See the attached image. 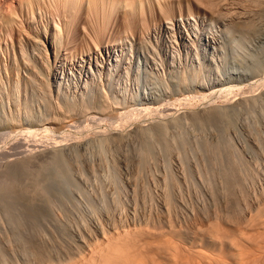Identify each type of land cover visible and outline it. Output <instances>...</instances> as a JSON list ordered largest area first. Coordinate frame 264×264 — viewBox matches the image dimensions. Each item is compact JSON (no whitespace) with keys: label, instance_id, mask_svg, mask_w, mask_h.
<instances>
[{"label":"rangeland","instance_id":"obj_1","mask_svg":"<svg viewBox=\"0 0 264 264\" xmlns=\"http://www.w3.org/2000/svg\"><path fill=\"white\" fill-rule=\"evenodd\" d=\"M191 23H194V21H190ZM208 23H209V26L210 27H212V28H215L214 27V25H216V24H214V23H212V24H214V25H210V21H209V19L207 20V19H205V21H204V25H203V23H197V25L196 26H193L194 24H190L191 26H189V27H196L195 29L198 31V33L200 32L201 33V30H206L207 31V25H208ZM206 24V25H205ZM201 28H199V27ZM203 26H205V27H203ZM188 27V28H189ZM203 27V28H202ZM209 28V27H208ZM217 28H219V27H217ZM217 28H215L214 29V33L215 32H217L216 34H218L216 37L218 38H220L221 39V37H222V35L220 36L219 34H221L220 33V31H219V29H217ZM200 31H199V30ZM209 30V29H208ZM216 30V31H215ZM219 31V32H218ZM199 33V34H200ZM1 38H3V40H1V38H0V46H1V48H0V70L1 71H3V72H0V78L2 79V81H4V79H5V81L4 82H1L0 81V85L2 86H0V88H2V89H0V95L2 94V96H0V133H3L2 135H0V143H2V144H0V169H2V170H4L3 171V173H7L8 171H9V166L10 165H8L7 166V163H20V162H23L25 159H26V162H29L30 163V167H31V165H32V163L31 162H33L34 164H36V165H32V169H31V171H33L32 173H39L38 175H40L41 173H43L42 172V170L43 171H45L41 176H39L38 177V175L36 174L35 176H34V174H32L30 177H29V179H28V177H24L23 178V175L21 176V178H22V180L20 181V180H18V182L20 183V185H22V183H23V185H25V187L22 185V187H24V188H26L27 187V189H29V193H28V195H27V197L31 194V193H33V192H31L30 191V189L31 190H33V189H35V188H31V186L30 185H32V184H30V182L31 183H37L36 185H35V187L38 185V183H40V185H41V187H43V188H41L40 187V185H38V187L39 188H41V192H40V194H42V193H44V194H42V195H40L39 194V191H40V189L38 188V187H36V188H38L39 190H38V192H37V190H34V193L33 194H35L36 195V193H35V191L38 193L37 195H38V197H37V195L35 196V198H36V200L37 201H35V199H34V201H30V198H32V197H28L29 198V201H30V203H29V201H28V203L26 202V203H22V202H24V201H21L20 202V200H16L15 198H13V197H11L10 198V201L11 202H9V199H8V202L7 201H4V202H2V199H3V197H2V199H1V196H0V256L3 258V259H5V260H3L2 258H1V260H3V262H6L5 264H12V262H13V264H42L43 262V264H49V256H51L52 255V257H55L56 256V254H58V256L56 257V258H59L62 254L64 255V252H65V255H64V258H65V256L67 255V256H69L70 254H76V253H78V250L80 249L79 247H81V246H83V244H85L86 243V241H85V237H87V236H91V237H93L92 239H93V241H94V239H96V238H100V239H103V238H106V237H104L105 235L104 234H102V233H104V230L105 231H107L108 232V234H109V232L111 233V236H113V234H112V232L114 233V235L115 236H113L114 237V239L116 238H118L119 240H122L123 239V237H124V239H125V241L129 244L128 246L126 245H124V249H125V247H127V249H125L126 250V252H125V255H127L124 259H125V264H155V263H161V264H181V263H188L189 262V264H197V263H195V260L197 259V262H200V261H198V258H200L201 259V255H199L198 254V256H197V258H194V256H196L197 254L196 253H200V252H202L203 250H200V249H198V245L200 244L201 245V243H202V241H207L208 240V237H209V234H211V232L210 231H214V234L216 233V234H218V235H220V236H223V242H224V245H221V242H222V238L219 236L218 237V235H216V237H218V239L216 238V243H214V244H216V246L214 245V248H208L207 250H209V251H207L206 249V251H207V253L205 254V252L203 253H200V254H205V255H211L212 257L214 256V258L216 259V258H218V256H221L222 258H218V259H223V256L225 255L226 257H224V258H226L227 260H228V262L229 263H231V264H264V243H262V242H264V224H263V217H264V213H262V212H264V154H263V150L262 149H264V148H262V146L264 147V144L262 145V144H260L261 145V147H256L258 144H259V139H261L260 140V143H261V141H262V143L264 142V130H263V128H264V120L263 119H261V121L263 120V122H262V124H261V122H259L258 123V120H259V117H260V115L258 116V114L259 113H261L260 112V108L262 107H259V103H260V105L262 104V105H264V90H263V88H261V89H258V90H256V92L254 91V92H252L251 94H255V93H257L256 95H258V96H262V97H260V99H259V101H258V106H257V108L259 107V113L257 114L256 112H258V111H256L255 113H254V115L252 114V116H257L256 118H254V117H252V119L253 120H255V122L254 123H256V121H257V123H256V125H254L253 127H254V129L255 128H257V129H255L256 131H254V129L253 130H251V126L253 125L252 123H253V120H249L250 122H248V119L246 118V119H244V120H247V122L246 121H244L243 119L241 120V118L243 117V116H246V114H245V112L243 111V109H240L241 110V112L243 111V113H241V115L242 114H245V115H243L241 118L238 116V119L236 120V123L238 122V121H242L244 124L245 123H247V124H249V125H244V128H249V131L251 130L252 132L254 131V134L251 132L250 134L251 135H249V132H246L248 129H244L241 125H242V123L240 122H238V126L236 127V129H231V131H229V136H230V138L231 137H233V138H231L232 140H234L233 141V143H234V145H238V148H237V146H236V148H237V150L239 149V152H240V150H241V152H242V150H243V152L241 153L242 155L243 154H245V153H247V154H245V156L243 155V159H245V161L246 160H248L246 163H248L247 165H246V163H245V168H242V170H239L238 172H236V173H233V178H234V180H237V181H235V186H234V190H236V191H234L233 190V192H232V194L233 195H231V193H230V195L232 196H230L229 194V196L227 195V190L226 189H224V191H223V188H225V186H224V183H225V181L223 182V181H221V180H225V177L222 175L223 173L219 170V169H215L214 168V171H215V174L212 172V170H213V168H210V167H208L207 166V162L209 163V160H210V157H208L209 155H205L204 154V150L202 151V153L200 154V150H199V148L200 149H202L201 147H198V146H200V145H197V144H200L199 142H201L202 143V141L203 142H205L208 138V140H210V139H212L211 141L213 142V139H214V141L218 138V135H216L215 133L217 132V130H219L218 128H217V126H216V128L215 129H217L216 131H215V129H214V127H212L211 125L209 126V127H212L214 130H212V128H209V127H205L204 126V128L202 127L203 125L202 124H200V126L199 125H197V126H194L193 127V124L194 123H191L190 121H185V125H181V130L182 131H180L177 127H167L168 129H169V134H167L166 135V137H165V139H164V142H166V141H169L168 139H173V138H175V140H176V136L174 135V134H178V136H177V139L178 140H180L181 141V143H183V144H185V145H183V144H180V145H182V146H180L179 145V147L180 148H182L181 149V151L182 152H180V150H178L177 151V153L175 154V151L177 150V149H179L178 148V144L176 143V142H179L180 143V141H176L175 142V144H176V147H177V149H173V148H176L175 147V145H174V143H172V142H174L175 140H173L172 142H171V140L169 141L171 144H173V147L169 150L170 152L172 151L173 152V155H177L178 153H179V156H182L183 155V153H184V156H183V158H186V160L184 159V161H188V163L190 164V161H189V159H188V157H186V156H190L191 157V159L196 155V157H195V159L198 157V161H196V160H194V159H192L191 160V163L192 164H190V166H187V167H190V171L192 172H188V170L187 171H185V173L187 174L186 175V177H188L189 175H191L190 176V178L188 179V178H182V177H184L183 175H184V173H182V172H184L183 170H184V167H183V169L182 168H180L181 166H182V164L181 163H179V161H177L178 160V155H177V157L176 156H173V155H171V153H170V156H169V154H168V151L167 150H164L166 147V145H165V143L164 142H161L162 141V139L160 140V138L158 139L157 138V135L155 134V132H151V134H152V138H153V136H154V139H151V136H150V139H151V141H150V139H149V137L147 138V136L145 137V135H141V134H139V133H136L137 135L139 134L140 135V137L142 136V138L141 139H143V138H147V139H144V141H141V139H140V137L139 138H137L138 136L136 135L135 136V134L133 135L132 133L133 132H135V131H137L138 130V128L139 127H141L140 126V123H141V125H142V127H143V125H145L146 127L147 126H149L148 125V123L150 124V121H147V119H149V120H152V119H154L156 116H158V118H157V120L159 121L160 119H161V114H158V115H156L155 113H149V112H147V111H143V112H141V110H135L134 112L133 111H131V114H130V116L129 117H124L123 118V116L120 118L119 117V115L117 116L118 118H116V116L114 117V114L116 115L117 113L115 112V109H116V106L114 107V103H115V101H114V103H112V107H111V112H110V116L109 115H105V116H100L101 114H98L99 112V110H96L97 111V113L96 112H92V111H94V109H91L92 111H89L88 110V113L90 114V116H89V114L87 113V115L85 114V115H82V116H78L77 118H78V120L76 119V117H74V120H73V117L71 118V120H68L69 122L66 124L67 126H68V124H69V127H66V125H64V126H62L63 128H61V127H59V129H60V132H59V129L56 127V125H52V124H45V122L47 123L48 122V119H50V118H52V114H53V112H52V114L50 115V114H48V113H51L50 112V110L47 108L48 106L46 105L47 104V102H48V97L47 96H45V93L43 92V90H39V89H37L38 87H36V86H34V90L30 87V89L31 90H33V91H30L29 90V88H26L24 85H26V82L27 81H30V80H27L29 77H28V75L30 76V78L32 77V76H34L35 75V79L36 80H39V81H41V80H43V76L40 74V72L38 73V71H39V68H37V66H36V62H35V56L33 55L34 53H33V51L31 50V49H29V50H27V53H29L28 54V57H32L30 60H28V64L27 65H24L23 67H21L20 66V68H18L19 70H14V74L13 73H11L13 70H7V66H8V64L11 62V60H14L15 59V57H17L18 56V48L16 47V45L15 44H13V42L12 41H10L9 39H8V36L6 37V35L4 36V35H2V33H1ZM157 36H159V35H157ZM156 36V37H157ZM6 38L9 40H6ZM5 39V40H4ZM154 39V41H155V39L156 38H153ZM7 42V44H6V42ZM3 42V43H2ZM160 42H161V40H160ZM13 45H12V44ZM162 43V42H161ZM3 44V45H2ZM9 46L10 48H8V47H6V46ZM80 46H81V44H79ZM78 45V46H79ZM3 46V47H2ZM39 46V45H38ZM162 46H164V47H166L167 45H162ZM217 46H218V44H217ZM216 46V48H215V54L217 53V57H215L214 58V60H215V62L214 61H208L209 62V66H212L213 67V69H214V71L216 70H218L220 73H223L224 72V69L228 66V67H231L232 66V64L233 65H235L236 63H238V62H236L233 58V55L230 53V52H227V51H225V53H224V49L221 51V49H220V52H219V47H217ZM11 47H13V48H11ZM12 49V50H11ZM115 49L117 50V52L118 53H115L114 55H113V52L112 53H104L103 55H102V57H101V55L100 56H98V57H96L95 59L97 60V58H98V60L96 61V60H94V62H92V64L91 65H89V64H86L83 60H85V59H82L81 58V56L80 55H77V57H76V55H73V59L71 58L72 56H69V58L68 57H66V58H63L60 62H59V64H58V73H60L59 75H60V77L61 78H63V82H65V84H67V85H65L64 86V89L65 90H63V89H61L60 91H58V88H56V93L53 91V92H51L52 93V98H50V96H49V98L50 99H53V100H57L58 98L60 99H58L57 100V102H59L60 104H64L65 102L64 101H66L67 102V100L68 101H73V100H75V101H73V102H75L76 104H79L80 102L79 101H81V98H80V92L82 91V89L83 88H81V86L83 87V82H85L86 80H88V79H90V81L92 82L91 84H95L96 86H98L99 87V91H101L100 89L102 88H104L105 89V87H106V89L103 91L102 90V92H100L101 94H106L107 92V95H108V97L110 96V99H112V100H114L115 98H117L118 100H119V98L121 99L122 98V100H126V101H124L125 102V104H129V103H127L128 101H130V102H133L132 101V97H133V94L137 97V98H139V101H140V97L142 98V96H144V95H146L145 97H147V94L149 95V94H151V91H152V89H151V85H150V83L148 82V83H146L145 84V82L148 80L147 78H145L146 76H144V75H146V74H148L146 71H147V69H146V67H144V66H146V64L147 63H151V62H153V57H152V53H147L146 55H142V54H135L136 53V51H134V53L133 52H126L125 51V53H128L127 55H122L121 57V59H120V57L118 56V54L120 55L121 54V47L120 46H118L117 47V45L114 47V51H115ZM218 51H217V50ZM4 50V51H3ZM16 50V51H15ZM160 50H161V48H160ZM172 49L170 48V51L168 52V55L166 54V55H164L163 54V52L161 51L160 52V54L158 55V56H160V57H162V58H167L166 60H168V61H171V59L173 58V56L174 55H177V56H174V57H176V58H174L175 60L176 59H178L177 61L179 62V60L180 59H182V60H184L186 63H188V61L190 60H188V59H186V55H185V53H183V54H180L179 52H177L176 51V53H174L173 52V54H172V51H171ZM2 51V52H1ZM5 51H6V53H5ZM10 51H12L11 53H13L14 54V58L13 59H11L10 57H13V54L12 55H10V57L8 56L9 54H11L10 53ZM14 51V52H13ZM120 51V52H119ZM211 51V50H210ZM217 51V52H216ZM4 52V53H3ZM7 52H8V55H7ZM3 53V54H2ZM33 53V54H32ZM131 53V54H130ZM178 53V54H177ZM226 53H229L230 54V56L229 55H227ZM5 54V55H4ZM16 54V55H15ZM31 54H32V56H31ZM134 54V55H133ZM181 56H180V55ZM220 54H222V55H220ZM227 56H226V55ZM2 55V56H1ZM108 55H109V57H108ZM129 55V56H128ZM137 55H138V57H137ZM157 55V54H156ZM170 55V56H169ZM179 55V56H178ZM183 55V56H182ZM218 55H220V56H218ZM3 56H4V58H3ZM8 56V57H7ZM104 56V57H103ZM108 58H107V57ZM113 56V57H112ZM116 56H118L117 58H116ZM123 56H125V57H123ZM144 56L145 57H147V58H144ZM223 56H225L224 58H223ZM7 57V58H6ZM129 57V59H127V58ZM220 57V58H219ZM80 58H81V60H80ZM103 58V59H102ZM110 58V59H109ZM113 58V59H112ZM114 58H116V60L118 61V62H116L115 61V59ZM123 58H126V59H124V60H122ZM154 58L155 59H157V57L156 56H154ZM222 58V59H221ZM9 59V60H8ZM77 59V60H76ZM105 59V60H104ZM132 59V60H131ZM146 59H148V60H150L149 62H148V60H146ZM221 59V60H220ZM228 59H230L229 61H228ZM4 60H6V61H4ZM67 60V61H66ZM71 60H73V61H71ZM101 60V61H100ZM109 60V62H107ZM120 60L121 61H131V66H130V68L134 71V73L135 72H137V70H139V74H140V76L139 77H143V78H141L142 80L141 81H145L144 83L143 82H141L140 81V85L139 84H134V82L131 80L132 79V76H131V79H130V77H128V78H126L125 77V68L123 67L124 65L126 66V64L124 63V65L122 66L121 65V63H120ZM233 60L235 61V64L233 63ZM9 61V62H8ZM30 61V62H29ZM33 61V62H32ZM64 61H65V65H63V63H64ZM83 61V62H82ZM113 61V62H112ZM144 61L146 62V63H144ZM192 61H193V59L191 60V63H192ZM221 61V62H220ZM35 62V63H34ZM73 62V63H72ZM75 62H77V63H75ZM80 62V63H79ZM96 62V63H95ZM126 62V63H127ZM199 61H195V63L194 64H196V66H198L199 65V63H198ZM208 62H206L207 64H208ZM33 63V64H32ZM105 63H106V65H105ZM115 63V64H114ZM135 63H136V66H135ZM138 63H139V65H138ZM141 63V64H140ZM189 63H190V61H189ZM200 63H203V61L201 62L200 61ZM210 63H212V65L210 64ZM214 63H216V65L214 64ZM219 63V64H218ZM222 63V64H221ZM3 64V65H2ZM33 65V66H31V65ZM61 64V65H60ZM73 64H74V66H73ZM76 64H77V66H76ZM113 64V65H112ZM134 64V65H133ZM198 64V65H197ZM207 64H205V63H203L202 65H207ZM218 64V65H217ZM221 64V65H220ZM225 64V65H224ZM62 65H63V67H62ZM80 65H81V67H80ZM83 65V66H82ZM85 65V66H84ZM110 67H109V66ZM114 65H115V67H114ZM117 65V66H116ZM128 65V64H127ZM138 65V66H137ZM142 65V66H141ZM227 65V66H226ZM2 66H5L4 68L2 67ZM65 66V67H64ZM71 66V67H70ZM107 66L109 67V68H107ZM121 68H120V67ZM133 66V67H132ZM216 66V67H215ZM221 66V67H220ZM2 67V68H1ZM34 67L36 68L34 71H33V69H34ZM69 67V68H68ZM101 67H103V68H101ZM32 68V69H31ZM66 68V69H65ZM94 68V69H93ZM97 68H98V70H97ZM113 70H112V69ZM122 68H124V69H122ZM160 68V69H159ZM215 68H219V69H221V70H219V69H215ZM223 68V69H222ZM6 71H4V70ZM77 69V70H76ZM88 69V70H87ZM92 69V70H91ZM101 69H103V71L101 70ZM116 69V70H115ZM121 69L123 70L122 72H121ZM150 69V68H149ZM158 69H159V73H158ZM22 70V71H21ZM38 70V71H37ZM84 70V71H83ZM95 70V71H94ZM100 70V71H99ZM108 70V71H107ZM117 70H120V71H117ZM222 70H223V72H222ZM19 71V73H20V75L22 76L21 78H23V79H26V78H24V77H27V81L26 80H24L23 82V86L22 87H25L26 89H28V90H26L25 88H24V90L27 92V94L28 93H30V96H29V94L27 95H25L24 93H26L24 90V92H23V96H21V98L22 97H24V98H22V100L24 101V103L23 104H25V102H26V99L28 98V102L26 103L28 106H29V108H32V109H30L31 110V112H32V116L29 118L28 116H27V113H26V111L24 110V109H20L21 111H18L19 110V107H14V105L11 103V102H9L8 100V98H7V94H8V92H10L11 93V88H12V83H14V79H16L15 77H16V75H15V73H17ZM25 71V72H24ZM31 71H33L34 72V74L33 75H31ZM66 71V72H65ZM102 71V72H101ZM109 71H110V73L112 72V74H110L109 73ZM149 71V70H148ZM161 71V72H160ZM215 71V72H216ZM7 72H8V74H7ZM10 72V73H9ZM23 72V73H22ZM37 72V73H36ZM99 74H98V73ZM105 72V73H104ZM116 72H118V73H116ZM141 72V73H140ZM142 72H145V73H142ZM156 73V74H162V73H167V71H166V69H163L162 68V66L160 67V65L158 66V68L156 67V69L153 71V73ZM7 74V76H6V74ZM27 73V74H26ZM76 73H77V75H76ZM115 73V74H114ZM120 73H122V74H120ZM154 73V74H155ZM216 73H218V72H216ZM2 74H5V75H2ZM13 74V75H12ZM69 74V75H68ZM71 74V75H70ZM80 74V75H79ZM109 76H107V75ZM124 74V75H123ZM138 74V75H139ZM144 74V75H143ZM38 75V76H37ZM61 75H63V76H61ZM84 75V76H83ZM95 75V76H94ZM102 75V76H101ZM112 75H113V77H112ZM132 75V74H131ZM149 75V74H148ZM147 75V76H148ZM15 76V77H14ZM41 76H42V79H41ZM76 76V78H74ZM86 76H87V79H86ZM96 76H99V77H96ZM100 76H101V78H100ZM119 76H123V77H120V80H119ZM10 77V80H7L8 78ZM12 77V78H11ZM13 77H14V79H13ZM40 77V78H39ZM71 77H72V79H71ZM81 77H83V78H81ZM114 77H115V79H114ZM74 78V79H73ZM80 78V79H79ZM98 78V79H97ZM99 78H100V80H99ZM105 78L107 79V80H105ZM108 78H113V80H111V79H108ZM116 78L119 80L118 82H119V84H117L116 82L117 81H115L116 80ZM121 78H123V79H121ZM0 79V80H1ZM70 79V80H69ZM78 79V80H77ZM86 79V80H85ZM68 80V81H67ZM103 80V81H102ZM126 80H128L127 82L128 83H131V81L133 82V83H131V85H129L127 82H126ZM9 83H8V82ZM10 81H12V83L10 82ZM26 81V82H25ZM39 81H37L38 83H40ZM80 81V82H79ZM99 81H100V83H99ZM113 81H114V83H113ZM120 81H121V83H120ZM68 82V83H67ZM81 84V86H80V84ZM104 83V84H102V83ZM78 85H77V84ZM99 84V85H98ZM108 84V85H107ZM112 84V85H111ZM127 84V85H126ZM7 85V86H6ZM100 85H102V87L100 86ZM115 85H116V87H115ZM120 87H119V86ZM132 85H133V87H132ZM137 85V86H136ZM9 86V87H8ZM67 86H69L68 88H70V90L69 89H66L67 88ZM71 86V87H70ZM75 86V87H74ZM78 86V87H77ZM112 87V89L114 90V91H112V89H111V87ZM127 86V87H126ZM136 86V87H135ZM147 87L146 89L143 87L142 89H141V87ZM7 88V90H6V88ZM11 87V88H10ZM80 87V88H79ZM137 87H139V88H137ZM10 88V89H9ZM73 88H75V89H73ZM111 90V91H109V89ZM136 88V89H135ZM6 91H5V90ZM36 89V90H35ZM121 89V90H120ZM128 89V90H127ZM141 89V90H140ZM150 89V90H149ZM245 89V90H244ZM63 90V91H62ZM69 90V91H68ZM106 90H107V92H106ZM115 90H116V92H115ZM118 90V91H117ZM119 90H120V92H119ZM136 92H135V91ZM140 90V91H139ZM245 91L246 92V90H247V92L246 93H248V94H246L245 92H243V91ZM241 91L240 90H235L234 91V93H236V94H234V93H232L229 97H228V100L231 102H233V101H238L239 99H240V97L242 98L243 96H246V95H250V89H248V87H244L243 89H242ZM260 90V91H259ZM262 90V91H261ZM3 91V92H2ZM29 91V92H28ZM35 91H37V93L35 92ZM63 93H62V92ZM67 93H66V92ZM76 91H77V93H76ZM123 93H122V92ZM127 91H129L128 93H127ZM133 91H134V93H133ZM41 93V96H40V93ZM58 92V93H57ZM65 92V93H64ZM69 92H70V94H69ZM73 92V93H72ZM109 92H110V94L111 93H113V94H109ZM131 92H132V94H131ZM260 92H262L263 93V95H262V93L260 94ZM9 93V94H10ZM51 93H49L50 95H51ZM61 95H60V94ZM75 93V94H74ZM115 93V94H114ZM118 93H120V94H118ZM127 93V94H126ZM136 93V94H135ZM147 93V94H146ZM237 93H238V95H237ZM242 94V96H240V94ZM4 94H6V95H4ZM33 94H36V95H34V96H32ZM56 94V95H55ZM63 94L65 95L66 94V96H63ZM67 94H69V96L67 95ZM97 92H90L89 93V95H88V97H90V96H96L97 98H100V95L98 94ZM117 94H118V96H117ZM130 94V95H129ZM138 94V95H137ZM139 94H140V96H139ZM246 94V95H245ZM37 95H39V97H40V101H38L39 100V98H38V96ZM43 95V96H42ZM73 95L75 96L74 98H73ZM113 95H115V96H113ZM129 95V96H128ZM142 95V96H141ZM235 95H237L236 97H234ZM27 96V97H26ZM57 96V97H56ZM60 96V97H59ZM62 96V97H61ZM70 97V98H68V97ZM117 96V97H116ZM127 96V97H126ZM5 97V98H4ZM32 97L33 98H35V99H33L32 100ZM37 97V98H36ZM46 97V98H45ZM54 97V98H53ZM65 97L67 98V99H65ZM124 97V98H123ZM129 97V98H128ZM131 97V98H130ZM4 98V102L2 101V99ZM42 98V99H41ZM57 98V99H56ZM126 98H128V99H126ZM218 98H220V97H218ZM218 98H216L215 99V102H216V104L218 105H222L225 101H224V98H220V99H222L221 101H219L220 99H218ZM232 98H236V99H233L232 100ZM262 98V99H261ZM29 99H30V101L32 102V103H30L29 102ZM44 99H46V100H44ZM63 99V100H62ZM76 99H78V100H76ZM80 99V100H79ZM35 100V104H33V101ZM43 100L46 102V103H44L43 102ZM61 100H62V102H61ZM261 100H263V103H262V101ZM6 101V102H5ZM190 101V100H189ZM10 103L9 105H8V103ZM188 101H186L185 103H187ZM191 102V103H190ZM190 102H188V103H190L192 106L195 104V106H198L200 103H202V102H200L199 100H191ZM198 102H200V103H198ZM2 103V104H1ZM5 103H7V105L6 106H4L5 105ZM29 103V104H28ZM38 103V104H37ZM40 103V104H39ZM178 102H176V104H177ZM4 104V105H3ZM33 104V105H32ZM42 104H45L47 107V109L45 108V105H42ZM132 104V103H131ZM189 104V105H190ZM2 105V106H1ZM33 107H32V106ZM35 105V106H34ZM38 105V106H37ZM41 105V106H40ZM117 105V107H118V104H116ZM200 105H202V104H200ZM3 106H4V108H3ZM9 106H12V108L11 107H9ZM146 107L148 106V105H145ZM156 106V105H155ZM203 106V105H202ZM201 106V107H202ZM136 107H138V106H134L133 108H136ZM3 108V109H2ZM8 108V109H7ZM16 108V109H15ZM21 108V107H20ZM115 108V109H114ZM131 108L132 107H130V109L129 110H131ZM132 108V109H133ZM178 108V107H177ZM44 109V110H43ZM46 109V110H45ZM8 110H12V111H9L8 112ZM15 110H17V111H15ZM34 110V111H33ZM48 110V111H47ZM109 110V111H110ZM127 110V109H126ZM22 111H23V113H22ZM25 111V112H24ZM47 112V113H45V112ZM114 112V114H113V112ZM120 111V110H119ZM137 111H139V112H137ZM5 112V113H4ZM16 112H18V113H20V114H22V116L20 115V114H16ZM33 112H35V113H33ZM133 112V113H132ZM141 112V113H140ZM184 112V109L182 110V112H180V113H183ZM238 112H240V111H238ZM7 113H9L8 115H5V114H7ZM12 113H14V114H12ZM25 113V114H24ZM40 113V114H39ZM43 113V114H42ZM92 113V114H91ZM111 113H112V115H113V117H112V115H111ZM147 113H148V115H147ZM37 114H39V115H37ZM42 114V115H41ZM49 116L48 117V119H47V115ZM93 114H94V117H92L93 116ZM133 114H134V116H133ZM140 114V115H139ZM146 114V115H145ZM262 115H264V111H262V113H261ZM11 115H13V116H15L16 118H18V121L21 123L20 125V127H13L12 128V124H9L10 122L8 121V120H10V118H11ZM20 115V116H19ZM23 115L25 116V117H23ZM41 115V116H40ZM44 115H46V118H45V116ZM97 117H99V118H96V116ZM99 115V116H98ZM136 115V116H135ZM144 115L146 116V120H145V117H144ZM152 115H154V117H152ZM161 115V116H160ZM240 115V114H239ZM261 115V117L262 118H264V116H262ZM5 116H6V118H5ZM19 116V117H18ZM34 116V117H33ZM44 116V117H43ZM84 116V117H83ZM86 116V117H85ZM150 116L152 117V118H150ZM10 117V118H9ZM20 117H21V119H20ZM23 117V118H22ZM41 117V118H40ZM90 117V118H89ZM102 117H104L105 119H103ZM134 117V118H133ZM140 117V118H139ZM176 117H178L177 115H176ZM26 118H28L27 120H26ZM84 118V119H83ZM87 118V119H86ZM89 118V119H88ZM95 119V120H93V119ZM114 120H113V119ZM121 120H120V119ZM123 118V119H122ZM127 118H130V119H128L127 121H125V119H127ZM137 118V119H136ZM244 118V117H243ZM20 119V120H19ZM32 119V121H29V120H31ZM46 121H45V120ZM112 119V120H111ZM136 119V120H135ZM156 119V118H155ZM155 119H154V121H155ZM249 119H250V117H249ZM258 119V120H257ZM38 120H39V122H38ZM42 120V121H41ZM72 120H73V122H72ZM84 120H85V123H84ZM156 120V121H157ZM37 123H35V122ZM43 121H45V122H43ZM78 121V122H77ZM96 121V122H95ZM99 121V122H98ZM134 121V122H133ZM6 122H8V124L11 126H9V125H7V123ZM25 124H29L28 126L27 125H25V126H23L24 125V123ZM29 122V123H28ZM77 122V123H76ZM91 122H92V124H91ZM129 122V123H128ZM152 122H153V120H152ZM34 123H35V125H34ZM45 125H44V124ZM71 123V124H70ZM143 123V124H142ZM145 123V124H144ZM187 123H190V124H192V127L190 126L189 127V124H187ZM23 124V125H22ZM32 124H33V127L34 128H32L31 126H32ZM40 124H42V125H40ZM115 124H116V126H115ZM186 124H187V126H186ZM257 124H259L260 126H261V128L259 129V125H257ZM3 125H4V127H3ZM7 125V126H6ZM71 125V126H70ZM72 125H73V127H72ZM78 125V126H77ZM119 125V126H118ZM196 125V124H195ZM239 125H240V127H239ZM251 125V126H250ZM26 126L28 127V128H32L33 130L34 129H40L39 130V132H37V133H39V134H35V135H33V137H31V135H30V137H29V135L28 134H26V133H22V132H19L18 130H19V128H22V129H28V128H26ZM36 126V127H35ZM38 126H39V128H38ZM48 127L49 126V129H48V131H50L51 132V129H52V133L51 134H48L47 132H43L44 130H45V127ZM52 126V127H51ZM122 126H124V127H121ZM138 126V127H137ZM144 126V127H145ZM182 126H185V128L184 129H182L183 127ZM256 126V127H255ZM8 127H10L11 129H12V132H10L11 130H10V128H8ZM51 127V128H50ZM56 128V130H58V131H56V130H54L53 128ZM74 127L75 128H77V129H74ZM119 127V129L121 128L122 130H124L125 129V135L128 137V139H127V137L125 136V140L123 139H121L122 141H120V139H118V140H116V136L114 135V138H115V141L116 142H118V143H116L114 140L113 141H110V140H112V139H114L113 138V134H115V133H112V132H115L114 131V129H116V128H118ZM180 127V126H179ZM189 127V128H188ZM197 127V128H196ZM200 127V128H199ZM239 127V128H238ZM263 127V128H262ZM2 128L5 130V129H7L8 128V130H5V132H7V133H9V134H5V132H4V130H2ZM16 128H18V129H16ZM42 128V129H41ZM64 128H65V130H64ZM68 128V129H67ZM73 128V129H72ZM172 129V131H174V134H173V132L171 131L170 132V130ZM207 128V129H206ZM44 129V130H43ZM135 130V129H137V130H135V131H133V130ZM173 129H175V130H173ZM203 129H205V130H203ZM240 129H242L241 130V132H244L245 130V133H243V134H246V135H244L243 136V134L239 131V133L238 134H242L241 135V137L242 138H240V140H239V136H235L236 134H237V132L235 131V133L233 132V130H240ZM259 129V130H258ZM263 131H262V130ZM14 130H16V131H18L19 132V134H17L16 132H15V134H14ZM43 130V131H42ZM103 130V131H102ZM132 131V133L130 134L129 133V131ZM258 130V131H257ZM55 131V132H54ZM77 131V132H76ZM82 131V132H81ZM130 131V132H131ZM175 131H179V132H175ZM214 133H213V132ZM260 131H262V133L260 132ZM41 132V133H40ZM66 134H65V133ZM127 132H128V134H127ZM166 132H167V130H166ZM167 132V133H168ZM232 132V133H231ZM257 132H258V134H257ZM259 132L261 133L260 135H259ZM13 133V134H12ZM44 133H45V135H44ZM62 133V134H61ZM64 133V134H63ZM102 133V134H101ZM181 133H183V134H181ZM212 133H213V135H212ZM22 134V135H21ZM54 134V135H53ZM61 134V135H60ZM70 134V135H69ZM106 134V135H105ZM154 134V135H153ZM173 134V135H172ZM181 134V135H180ZM256 134V136L258 135V136H260V137H262V138H255V137H250V136H254ZM6 135H8V136H6ZM13 135H15V137L13 136ZM21 135V136H20ZM24 135H27V137H26V140H25V137H24ZM53 135V136H52ZM58 135H60V136H58ZM66 135H68L67 137H66ZM72 135V136H71ZM104 135V136H103ZM112 135V136H111ZM131 135H133V136H131ZM169 135V136H168ZM183 135V136H182ZM184 135H186V136H184ZM233 135V136H232ZM262 135V136H261ZM4 136V137H3ZM19 136L20 137H22V138H19ZM41 136V137H40ZM45 138H44V137ZM47 136V137H46ZM54 136H56V137H54ZM58 136V137H57ZM61 136H65V138L67 139V140H65L64 142H61L60 143V145H62V146H59L61 149H64V147H65V144H66V147H65V149L64 150H61V154L62 153H64V154H62L63 155V157L64 158H66V159H64L63 157H62V155H61V162H59V161H57V162H55V160H56V158H54L55 157V155L53 154L54 153V145H56L55 143H56V141H61L62 139H63V137H61ZM71 136V137H70ZM103 136V137H102ZM130 136L132 137V138H130ZM149 136V135H148ZM175 136V137H174ZM248 136V137H247ZM6 137H8L7 139H4V138H6ZM9 137H10V139H9ZM13 139H12V138ZM39 137V138H38ZM51 137H53V138H51ZM108 137H110V138H108ZM135 137V138H134ZM167 137H169V138H167ZM181 137V138H180ZM183 137V138H182ZM199 137V138H198ZM215 137H216V139H215ZM238 137V138H237ZM247 137V138H246ZM17 138V139H16ZM61 138V139H60ZM77 138H79L78 140H76ZM100 138V139H99ZM203 139V140H200V139ZM206 138V139H205ZM250 138H252V139H255V140H258V142H256V141H254V142H256L255 143V145L254 146H252L254 143H252L251 141H250ZM16 139V140H15ZM23 140V142H22V140ZM34 139V141H32ZM37 139V140H36ZM53 140V141H51V140ZM60 139V140H59ZM72 139V140H71ZM104 139V140H103ZM193 139V140H192ZM198 139H199V141H198ZM241 139H242V141H241ZM246 139L248 140V142H249V144H247L248 142L246 141ZM263 139V140H262ZM4 140V141H3ZM12 140V141H11ZM39 140V141H38ZM54 140H55V143H54ZM109 140V141H108ZM148 140V142H146V141ZM160 140V141H159ZM182 140H185L184 142H182ZM238 140L239 141H241V142H238ZM243 140H244V142H246V143H244L243 142ZM3 141V142H2ZM9 141V142H8ZM15 141V142H14ZM17 141H18V143H17ZM48 141H50V142H48ZM71 141V142H70ZM106 141L108 142V143H106ZM149 141H150V143H149ZM198 143H197V142ZM211 141H209V142H211ZM235 141H236V144H235ZM8 142V143H7ZM13 142V143H12ZM22 142V143H21ZM26 142V143H25ZM42 142V143H41ZM44 142H45V144H44ZM51 142L54 144H51ZM68 142H70V143H68ZM110 142H112V144L110 143ZM121 142V143H120ZM186 142L188 143V144H186ZM208 142V141H207ZM12 143V144H11ZM23 145V144H25L24 146H22L21 144ZM33 143V144H32ZM63 143V144H62ZM114 143H116V144H114ZM161 143V144H160ZM241 145H240V144ZM258 143V144H257ZM11 144V145H10ZM16 146H15V145ZM20 144V145H19ZM31 144V145H30ZM38 144V145H37ZM53 145V146H51V145ZM118 144V145H117ZM165 146H164V145ZM251 144V145H250ZM17 145H18V147H17ZM47 145H49V146H47ZM64 145V146H63ZM108 145V146H107ZM115 145V146H114ZM141 145V146H140ZM151 145V146H150ZM160 145V146H159ZM191 145V146H190ZM246 145H248V146H246ZM260 145H258V146H260ZM7 146V147H6ZM51 146V147H50ZM75 146V147H74ZM110 146H112V147H110ZM186 146V147H185ZM239 146H241V147H239ZM244 146H245V148H247L248 149V147H250V152H249V149H248V151L246 152L245 151V149H244ZM16 147V148H15ZM21 147V148H20ZM45 147V148H44ZM198 147V148H197ZM252 147H255V148H252ZM25 148L26 149H28L27 151L29 152H27L26 150H25ZM29 148L31 149V148H33L32 149V151L31 152H35L36 151V153H31L30 151H29ZM46 148H48V149H46ZM140 148V149H139ZM185 148V149H184ZM193 148V149H192ZM243 148V149H242ZM12 149V150H11ZM15 151H14V150ZM18 149V150H17ZM22 149H24L25 151H26V153L24 152V151H22L21 152V150ZM37 149V150H36ZM38 149H40L41 150V152L38 150ZM49 149H50V151H49ZM53 149V150H52ZM67 149V150H66ZM143 149H144V151H143ZM151 149V150H150ZM163 149V150H162ZM253 150V152H252V150ZM258 149H260L261 151H263V152H261V151H258L259 153L261 152V154L259 155L258 154V152L256 151V150ZM50 152V153H52L53 154V158H51L52 157V154H50V153H48V151ZM141 150V151H140ZM186 150V151H185ZM198 150V151H197ZM2 151V152H1ZM5 151H6V154H5ZM9 151V152H8ZM12 151V152H11ZM42 151H44L45 153H46V156H48V157H46L45 155H43V154H45L44 152H42ZM70 151H71V153H70ZM126 151V152H125ZM139 151V152H138ZM145 151L146 152H148V154H149V156L148 155H143V156H147V160L146 159H144V158H141V157H143V156H140V155H142L141 153H144L145 154ZM164 151H167V153L166 152H164ZM244 151H245V153H244ZM254 151H256V153L258 154L257 156H256V153L254 152ZM75 152V153H74ZM105 152V153H104ZM138 152V153H137ZM188 153V155H185V154H187ZM249 152V153H248ZM8 153V154H7ZM17 153V154H16ZM20 153V155H18ZM28 153V154H27ZM41 153H43L42 155H41ZM49 155H48V154ZM80 153V154H79ZM166 153V154H165ZM182 153V155H180ZM197 153V154H196ZM253 153H255V155L253 154ZM14 154V155H13ZM21 154H23V155H21ZM29 154L31 155V156H29ZM34 154L36 155V154H38V155H36V157L34 156ZM40 154V155H39ZM68 154V155H67ZM72 154V155H71ZM127 154V155H126ZM147 154V153H146ZM151 154V155H150ZM167 154H168V156H167ZM194 154V155H193ZM199 154V155H198ZM203 154L205 155V158H203L204 156H203ZM252 154L254 155V157L252 156ZM263 154V155H262ZM3 155V156H2ZM6 155V156H5ZM13 155V156H12ZM33 155V156H32ZM51 155V156H50ZM125 155L127 156L126 158H129V159H125L124 157H125ZM156 155V156H155ZM166 155V156H165ZM198 155V156H197ZM249 155H250V157H249ZM21 156H23V158L21 157ZM26 156H27V158H26ZM43 156V157H42ZM139 156H140V158H139ZM193 156V157H192ZM200 156H202V157H200ZM259 156H261L260 158H259ZM5 157V158H4ZM10 159H9V158ZM18 157H20V159L18 160ZM28 157L29 158H32V157H35V158H37V157H39V159L37 158V161L39 162V163H35V159L33 158V161H31V159H29L30 161H28ZM42 157V158H41ZM72 157H73V159H72ZM75 157V158H74ZM113 157V158H112ZM134 157L135 158H137L136 159V161L134 160ZM167 157H170V159L169 158H167ZM173 157V158H172ZM175 157H176V160H174L175 159ZM189 157V158H190ZM245 157V158H244ZM258 157V158H257ZM11 158H12V160H11ZM14 158V159H13ZM15 158H16V160H15ZM45 158H47L46 160H45ZM71 158V159H70ZM149 158V159H148ZM166 158V159H165ZM173 160H172V159ZM201 158H203L205 161H207L206 163H205V161L204 160H202V161H200L201 160ZM208 158V160H206ZM247 158V159H246ZM253 158V159H252ZM40 159H42V160H40ZM81 159V160H80ZM83 159V160H82ZM123 159H124V161H123ZM142 159H144L143 161H141ZM258 161V162H256V160ZM258 159H260L261 161H259ZM8 160H10V161H8ZM21 160H23V161H21ZM169 161V162H167V161ZM194 160V161H193ZM255 160V161H254ZM8 161V162H7ZM13 161V162H12ZM43 163H42V162ZM54 161V162H53ZM126 161V162H125ZM132 161V162H131ZM137 161H138V163H137ZM145 162V163H143L142 165H141V163L140 162ZM176 162L175 164L174 163H172V162ZM244 161V160H243ZM244 161V162H245ZM252 161H254V162H252ZM48 162H51V163H48ZM146 162H149V163H146ZM167 163V164H170L171 163V166H166L165 165V163ZM178 162V163H177ZM198 163V165L200 166H198L197 167V164H195V165H193V163ZM256 162V164H254ZM6 163V164H5ZM9 163V164H10ZM40 163H42V164H44V165H42L43 166V169L41 168V165H40ZM58 163H59V165H58ZM200 163V164H199ZM201 163H202V165H201ZM258 163V164H257ZM47 164V165H46ZM139 164V165H138ZM173 164V165H172ZM177 164V165H176ZM178 164H181L180 166H178ZM189 164H187V165H189ZM251 164V165H250ZM253 164V165H252ZM12 165V164H11ZM37 165H40L39 167L37 166ZM49 165V166H48ZM176 165V166H175ZM204 165V166H203ZM205 165L207 166V167H205ZM258 165V166H257ZM262 165V166H261ZM37 166V167H36ZM46 166H48V168L46 167ZM84 166V167H83ZM118 166V167H117ZM164 166H165V168H164ZM192 166V167H191ZM197 168H196V167ZM201 166H203V168L205 167V168H207L208 169V173H205V168L204 169H201L202 171H201V174H199L198 173V170L197 171H195L196 169H199V168H201ZM261 166V167H260ZM93 167V168H92ZM174 167V168H173ZM176 167H179L180 169L178 170V168H176ZM186 167V166H185ZM186 167V169H188ZM196 169H195V168ZM255 167H257V168H255ZM4 168V169H3ZM5 168H7L6 169V172H5ZM33 168H34V170H35V168L38 170V171H34L33 170ZM47 168V169H46ZM158 168V169H157ZM167 168H169L168 169V172L169 173H167L166 171H167ZM172 169V171H171V169ZM193 168V169H192ZM75 169V170H74ZM90 169V170H89ZM93 169V170H92ZM165 169V170H164ZM175 169V170H174ZM244 169V170H243ZM252 169H255L256 171H254V170H252ZM41 170V171H40ZM178 170V171H177ZM200 170V169H199ZM41 173H40V172ZM83 171V172H82ZM177 173H175V172ZM218 171H220L219 173H218V175H220V176H218L216 173ZM242 171V172H241ZM251 171V172H250ZM261 171V172H260ZM82 172V173H81ZM87 172V173H86ZM98 172V173H97ZM179 172H180V174H179ZM188 172V173H187ZM195 172V173H194ZM197 172V173H196ZM206 172H207V170H206ZM210 172H211V175H210ZM189 173H191V174H189ZM214 174V178H215V176H216V180L213 178V174ZM221 173V174H220ZM242 173V174H241ZM245 173V174H244ZM250 173V174H249ZM82 174H84V175H82ZM161 174H162V176H161ZM169 174H170V177H172V178H170V183H168V181H166V178H168L166 175H168L169 176ZM175 174V175H174ZM179 174V175H178ZM183 174V175H182ZM199 174V175H198ZM202 174H204L203 175V177H202V179L200 178L201 176L200 175H202ZM235 174V175H234ZM240 174V175H239ZM2 175V172H1V170H0V176ZM165 175V176H164ZM173 175L174 176H177V177H174V179H173ZM207 175H208V177H210V179H208L207 178ZM239 175V177H240V179L238 180V177L237 176ZM25 176V175H24ZM180 176H181V178H180ZM198 176V177H197ZM212 176V177H211ZM224 178H223V177ZM244 176V177H243ZM247 176V177H246ZM252 176V177H251ZM40 177H41V179H43V178H45V179H43V181L40 179ZM83 177V178H82ZM100 177V178H99ZM159 177V178H158ZM179 177V178H178ZM220 178V177H222L221 178V180L219 179V184L217 183V181H218V179L217 178ZM236 177V178H235ZM246 177V178H245ZM20 178V175L18 176V179H21ZM36 178H39L43 183H45L44 185H42L43 183H41L40 181L39 182H37L35 179ZM247 180H245V179ZM26 181H25V180ZM155 179H156V181H155ZM173 179V180H172ZM176 179H178L179 181L181 180V179H185L184 181L182 180V181H180V182H176V181H178V180H176ZM191 179V180H190ZM199 179H201L200 181H199ZM203 179L205 180V182L203 181ZM242 179V180H241ZM38 180V179H37ZM158 180V181H157ZM167 180H169V179H167ZM196 180V181H195ZM209 180V181H208ZM253 180V181H252ZM258 180V181H257ZM30 181V182H29ZM133 181H135L134 183H133ZM175 181V182H174ZM198 181V182H197ZM239 181V182H238ZM132 182V183H131ZM163 183V184H161V183ZM184 182V183H183ZM189 182V183H188ZM209 182H211V183H208ZM223 182V183H222ZM255 182V183H254ZM26 183V184H25ZM126 185H125V184ZM128 183V184H127ZM172 183V185L170 186L169 184H171ZM180 183H181V185H180ZM188 183V185H186V184ZM216 183V184H215ZM242 183V184H241ZM244 183V184H243ZM159 184H161V185H159ZM183 184V185H182ZM203 184V185H202ZM213 184H215V185H217V186H215V185H213ZM221 184H223V185H221ZM249 184V185H248ZM133 185V186H132ZM159 185V186H158ZM166 185V186H165ZM177 185V186H176ZM210 185H213V186H210ZM221 185V186H220ZM241 185H243L244 187H245V190H244V187L243 186H241ZM33 187H34V185H32ZM170 186V187H169ZM223 186V187H222ZM238 186H240V188L238 187ZM29 187V188H28ZM125 187V188H124ZM209 187H211V188H209ZM213 187H215V188H213ZM220 187V188H219ZM241 187H242V189H241ZM180 188V189H179ZM217 190V191H216ZM222 192H224V194L222 193L221 194V191ZM226 190V191H225ZM242 191V192H241ZM31 192V193H30ZM212 192H213V194H212ZM225 192H226V197H227V199L226 198H224L225 197ZM235 193H236V195H235ZM257 195H256V194ZM33 194L31 195V196H33ZM143 194V195H142ZM254 194V195H253ZM40 195V196H39ZM116 195V196H115ZM166 195V196H165ZM199 195V196H198ZM219 195H224V199H225V202H227V203H225V202H223L224 201V199L222 198V199H219ZM249 195V196H248ZM260 195V196H259ZM41 196H44V198H42ZM107 196V197H106ZM168 196V197H167ZM213 196V197H212ZM236 196V197H235ZM259 196V197H258ZM170 197V198H169ZM230 197V199H229V201H228V198ZM235 197V198H234ZM5 198V197H4ZM33 198H34V196H33ZM38 198V199H37ZM42 198V199H41ZM153 198V199H152ZM165 198H166V200H165ZM221 198V197H220ZM233 198V199H232ZM247 200H246V199ZM14 201H13V200ZM43 199H44V201H43ZM215 199V200H214ZM218 199V200H217ZM233 201H232V200ZM236 199V201H234ZM4 200V199H3ZM32 200V199H31ZM168 200H170V201H168ZM171 200H173V202L171 201ZM257 200V201H256ZM16 201V202H15ZM43 203H42V202ZM106 201V202H105ZM164 201V202H163ZM217 201V202H216ZM245 201V202H244ZM260 201V202H259ZM16 204H15V203ZM122 202V203H121ZM167 202H168V205L169 206H171V209L169 208V206L167 205ZM169 202H171L170 204H169ZM183 202H184V204H183ZM190 202V203H189ZM233 202V203H232ZM249 202H250V204H249ZM4 203V204H3ZM21 203V204H20ZM166 205H165V204ZM218 203V204H217ZM231 203V204H230ZM260 203V204H259ZM1 204H3V205H1ZM13 204V205H12ZM106 204V205H105ZM181 204V205H180ZM223 204V205H222ZM242 206H241V205ZM252 204H254V206L252 205ZM24 205H26V206H24ZM208 205V206H207ZM227 206V209L228 210H226L225 208H224V206ZM232 205V206H231ZM235 205V206H234ZM6 206H8L7 207V209H6ZM31 206V207H30ZM207 206V207H206ZM211 206V207H210ZM215 206V207H214ZM223 206V207H222ZM229 206V207H228ZM237 206V207H236ZM239 206V207H238ZM249 206H250V208H249ZM16 207H18V208H16ZM183 207V208H182ZM187 207V208H186ZM195 207V208H194ZM205 209H204V208ZM210 207V208H209ZM217 207V208H216ZM219 207V208H218ZM263 207V208H262ZM10 208V209H9ZM160 208V209H159ZM234 208V209H233ZM238 208V210H235V209H237ZM245 208V209H244ZM247 208V209H246ZM6 209V210H5ZM162 209H164V210H162ZM185 209V210H184ZM193 209V210H192ZM197 209L200 211V209H202V211L204 212V210H205V216H206V219H208L207 217L209 216H211L212 217V221H209V220H211V218H209V220L208 221H205L204 220V223L202 222L203 220L202 219H204V216H201V217H203L202 219H201V217H200V215H202L203 214V212H199V211H197ZM204 209V210H203ZM220 210L221 212L223 211L225 214H227L226 215V217H230V218H225V215H224V218H223V212L221 213V217H222V221H220V211L218 212L219 214H216V212H217V210ZM224 209V210H223ZM229 209H231V210H229ZM239 209H241V210H239ZM107 210V211H106ZM167 210H169V211H167ZM171 210V211H170ZM216 212H215V211ZM235 210V211H234ZM242 210H245L244 212L242 211ZM251 212H250V211ZM254 210V211H253ZM260 210V211H259ZM262 210V211H261ZM173 211V212H172ZM177 211H178V213H177ZM192 211V212H191ZM208 211V212H207ZM237 211H240L239 213L237 212ZM243 213H242V212ZM171 212V213H170ZM207 212V213H206ZM212 212V213H211ZM233 212V213H232ZM258 212L260 213H262V216H261V214H260V216H259V214H258ZM211 213V214H210ZM215 213V214H214ZM255 213V214H254ZM170 214V215H169ZM171 214H172V218H171ZM198 214H200V215H198ZM233 214V215H232ZM235 214H237L236 216H235ZM254 214V215H253ZM258 214V215H257ZM101 215V216H100ZM110 215V216H109ZM178 215V216H177ZM186 215V216H185ZM208 215V216H207ZM215 215H217L218 216V218H216L217 216H215ZM252 215V216H251ZM255 215H257V216H259L258 218H257V216H255ZM161 216V217H160ZM188 216V217H187ZM197 216H199L200 217V219L202 220H200L199 218H197ZM242 216V217H241ZM244 216H246V217H244ZM114 217V218H113ZM169 217V218H168ZM196 217V219L194 220V218ZM215 217V219L216 220H218V224L216 223V221L213 219ZM232 217V218H231ZM240 217V218H239ZM253 217H255V218H253ZM32 218V219H31ZM34 218V219H33ZM108 220H107V219ZM171 218V219H170ZM259 218H262V219H260V220H262V221H260L259 220ZM31 219V220H30ZM111 219V220H110ZM180 219V220H179ZM191 219V220H190ZM230 219V220H229ZM238 219V220H237ZM246 219H247V221H246ZM251 219V220H250ZM257 219V220H256ZM114 220V221H113ZM147 220V221H146ZM171 220H172V222H171ZM177 220V221H176ZM224 220H226V221H224ZM233 220V221H232ZM106 221V222H105ZM173 221H175L174 223H173ZM250 221H252V222H250ZM101 222V223H100ZM109 222V223H108ZM118 223V225H117V223ZM164 222V223H163ZM166 222V223H165ZM177 222V223H176ZM202 224H200V223ZM208 222H210V224L208 223ZM221 222V223H220ZM225 224H224V223ZM234 222V223H233ZM237 222H239V223H237ZM260 222V223H259ZM106 223V224H105ZM115 223V224H114ZM170 223H172L173 225H171ZM196 223V224H195ZM208 223V224H207ZM214 223H216L215 225H217V227H215L214 226ZM232 223V224H231ZM237 223V224H236ZM263 224V225H259V224ZM176 224V225H175ZM200 224V225H199ZM205 224H207V225H205ZM213 224V225H212ZM257 224V225H256ZM114 225V226H113ZM115 225H117V228H115L116 226ZM176 227H175V226ZM178 225V226H177ZM180 225V226H179ZM197 225V226H196ZM205 225V226H204ZM225 225V226H224ZM121 226V227H120ZM128 226H130V227H128ZM170 226V227H169ZM173 226V227H172ZM188 226V227H187ZM193 226V228H191ZM195 226V227H194ZM200 226V227H199ZM211 226H212V229H211ZM220 226V227H219ZM222 226V227H221ZM228 228H227V227ZM245 226V227H244ZM251 226V227H250ZM263 226V227H262ZM105 227H106V229H105ZM109 227H112V228H109ZM124 227V228H123ZM164 227H166V228H164ZM171 227H172V229H175V231H173L172 229H171ZM182 227V228H181ZM199 227V228H198ZM214 227H215V229H214ZM239 227V228H238ZM255 227V228H254ZM257 227V228H256ZM259 227H262V228H259ZM108 228V229H107ZM122 228H123V231H122ZM170 228V229H169ZM179 228H181V230H182V232H183V230H187V228H189L188 229V231L187 232H189V230H193V231H190V232H192V235H198L199 237H204L205 236V234H206V237H204V239H206V240H204V239H202V238H199V239H202V241L200 242V240L199 241H196V240H193V239H195V237L193 238V236L191 235H189L190 237H192L191 239H192V241L194 242H192L191 241V239H190V237H188L187 239H186V234L188 235L189 233H187L186 231V234H185V232L183 233V234H185V236L183 235V237L184 238H182V235H181V230L179 229ZM185 228V229H184ZM196 228H198V229H202V231H198ZM218 228V229H217ZM236 228V229H235ZM80 229V230H79ZM104 229V230H103ZM116 229H118V230H116ZM158 231H157V230ZM160 229V230H159ZM178 229V230H177ZM210 231H209V230ZM250 229V230H249ZM97 230V231H96ZM101 230H103V231H101ZM115 230H116V232H115ZM146 230V231H145ZM171 230L173 231V232H175V233H173V232H171ZM180 230V231H179ZM207 232H206V231ZM218 232H217V231ZM244 230V231H243ZM258 230V231H257ZM127 232L128 234H126L125 232ZM170 231V232H169ZM194 231H198L199 232V234H200V232H202L200 235L199 234H197V232H196V234L194 233ZM205 231V232H204ZM247 231V232H246ZM120 232V233H119ZM158 232H159V234H158ZM168 232V233H167ZM179 232H181V233H179ZM203 232H204V236H202L203 235ZM96 233V234H95ZM116 233V234H115ZM125 233V234H124ZM140 233V234H139ZM194 233V234H193ZM225 233V235H223ZM233 233V234H232ZM243 233V234H242ZM246 233V234H245ZM261 233H262V239H261ZM88 234H90V235H88ZM107 234V235H108ZM119 234V235H118ZM168 234H170V235H168ZM173 234V235H172ZM175 234H176V236H177V234H179V235H181V237H179V236H177V237H179V239L181 240V238H182V240H184L183 242H181V241H179V239H177V238H175L176 236H175ZM212 234H213V232H212ZM214 234H213V236L212 237H215L214 236ZM83 235H84V237H83ZM93 235V236H92ZM98 235V236H97ZM110 235V234H109ZM116 235L117 236H119V237H116ZM121 235V236H120ZM127 235V236H126ZM171 235L173 236V237H171ZM226 235H227V237H226ZM239 235V236H238ZM245 235V236H244ZM251 235V236H250ZM94 236H95V238H94ZM157 236H159V237H157ZM198 236H196L197 238H198ZM232 238H231V237ZM248 236V237H247ZM82 237V238H81ZM91 237H87L86 239H88V238H91ZM121 237H122V239H121ZM128 237V238H127ZM229 237V238H228ZM238 237V238H237ZM84 238V239H83ZM164 238V239H163ZM169 240H168V239ZM173 238V240H170V239H172ZM227 238V239H226ZM247 238V239H246ZM253 238V239H252ZM254 238H255V240H254ZM92 239H88V240H92ZM113 239V238H112ZM154 239V240H153ZM175 239V240H174ZM189 239V240H188ZM221 239V242L219 241ZM230 239V240H229ZM233 239H235L234 241H233ZM237 239V240H236ZM30 240V241H29ZM31 240H33V241H31ZM189 241V246H187V244H188V241ZM210 240V239H209ZM208 240V241H209ZM217 240H218V244L220 245H218L217 244ZM225 240V241H224ZM83 241L85 242V243H83ZM155 241V242H154ZM172 241H174V242H172ZM214 241H215V239H214ZM213 241V242H214ZM227 241V242H226ZM237 241H239V243L240 242H242V243H237ZM250 241V242H249ZM257 241V242H256ZM107 242V241H106ZM105 242V243H106ZM124 242V241H123ZM166 242V243H165ZM179 242H181V243H179ZM184 242H187L186 244H183L182 245V243H184ZM196 242H199V243H197V246H196ZM236 242V243H235ZM256 242V243H255ZM30 243V244H29ZM77 243V244H76ZM176 243H179V244H176ZM227 243V244H226ZM80 244H81V246H80ZM108 244V243H107ZM107 244H106V246H107ZM195 245L196 246V248L198 249V250H196L195 248H191L192 247V245ZM238 244V245H237ZM259 244V245H258ZM79 245V246H78ZM86 245H87V243H86ZM86 245L84 246V247H86ZM104 246H105V244H103ZM102 245V246H103ZM155 245V246H154ZM169 245V246H168ZM173 245V246H172ZM193 245V247H195ZM217 245H218V247L219 248H217ZM240 245V246H239ZM244 245V246H243ZM262 245V246H261ZM103 246V247H104ZM183 246V247H182ZM224 246V247H223ZM233 246V247H232ZM247 246H249V247H247ZM172 247V248H171ZM228 248V250L227 249H225V250H227V253H226V251H224V248ZM231 247V248H230ZM240 247V248H239ZM241 247L244 249V251H243V249L241 250ZM249 249H247V248ZM82 248V247H81ZM185 248V249H184ZM219 249V250H217V249ZM239 248V249H238ZM262 248V249H261ZM68 249V250H67ZM71 249H72V251H73V249H75L73 252L74 253H69V254H66V253H68L69 251H71ZM174 249V250H173ZM179 249V250H178ZM190 251H189V250ZM193 249H195V252H194V250ZM125 250H123V251H125ZM175 250H178L180 253H177V251H175ZM185 250H186V252H185ZM210 250L212 251H214L215 252V250H217V252H215V253H212V252H210ZM231 250V251H230ZM241 250V251H240ZM77 251V252H76ZM183 251V252H182ZM189 251V252H188ZM192 251V252H191ZM199 251V252H198ZM221 251H222V253H224L223 255L221 254ZM233 251V252H232ZM248 251V252H247ZM263 251V252H262ZM17 252V253H16ZM171 252H172V254H171ZM209 252L210 253H212V254H209ZM237 252V253H236ZM185 253V254H184ZM218 255H217V254ZM220 253V254H219ZM239 253V254H238ZM15 254V255H14ZM194 254V255H193ZM196 254V255H195ZM242 254V255H241ZM44 255V256H43ZM47 255V256H46ZM49 255V256H48ZM172 255H174V256H172ZM181 255V256H180ZM215 255L217 256V257H215ZM236 256V258H235V256ZM258 255V256H257ZM43 257V259L41 258V257ZM75 256V255H74ZM177 256V257H176ZM193 256V257H192ZM227 256L229 257V259L227 258ZM232 256H234V257H232ZM245 256V257H244ZM247 256V257H246ZM249 256V257H248ZM262 256V257H261ZM62 257V256H61ZM129 257V258H128ZM182 257V258H181ZM15 258V259H14ZM55 258V259H56ZM76 259H74L73 260V262H69V263H67V264H83L79 259H80V257H75ZM253 258V259H252ZM37 259V260H36ZM44 259H47V260H44ZM67 259V258H66ZM175 259V260H174ZM183 259V261H181ZM192 259V260H191ZM232 259V260H231ZM244 259V260H243ZM251 259V260H250ZM41 260V261H40ZM75 260H77V261H75ZM128 262H127V261ZM142 260V262H140ZM146 260V261H145ZM243 260V261H242ZM258 260H259V262H258ZM47 261V262H46ZM67 261V260H66ZM131 263H130V262ZM144 261H145V263H144ZM172 261H174V262H172ZM232 261V262H231ZM238 261V262H237ZM257 261V262H256ZM28 262V263H27ZM79 262V263H78ZM147 262V263H146ZM169 262V263H168ZM177 262V263H176ZM180 262V263H179ZM242 262V263H241ZM245 262V263H244ZM255 262V263H254ZM66 264V263H65Z\"/></svg>","mask_w":264,"mask_h":264},{"label":"bare ground","instance_id":"obj_2","mask_svg":"<svg viewBox=\"0 0 264 264\" xmlns=\"http://www.w3.org/2000/svg\"><path fill=\"white\" fill-rule=\"evenodd\" d=\"M205 19H209V21L211 22L210 23V25L212 24V23H214V24H216V25H214V24H212V25H214V27L215 28H217V27H219V28H217V29H219V31H220V33L221 34H219L220 36L222 35V37H221V39L218 37H216L218 34H216L217 32H215L214 33V29L215 28H212V27H210L209 26V23H208V27L206 28L207 29V31L205 30H201V33L199 34L198 33V31L195 29L196 27H189V26H191L190 24H194L193 26H196L197 25V23H203V25H204V21H205ZM194 21V23H191L190 21ZM206 25V24H205ZM189 27V28H188ZM199 27V26H198ZM203 27H205V26H203ZM202 27V28H203ZM200 28V27H199ZM201 29V28H200ZM209 29V30H208ZM199 30V29H198ZM200 31V30H199ZM216 31V30H215ZM218 31V32H219ZM1 33H2V35H6V37L8 36V39L10 40V41H12L13 42V44H15L16 45V47L18 48V56L17 57H15V59L14 60H11V62L8 64V66L6 67L7 68V70L9 71V70H13L11 73H13L14 72V70H19L18 68H20V66L21 67H23L24 65H27L28 64V60H30L31 58L30 57H28V54L29 53H27V50H29V49H31L32 51H33V55L35 56V62H36V66H37V68H39V71H38V73L40 72V74L43 76V80H41V81H39V80H36L34 77H35V75L34 76H32L31 78H30V76L28 75V79H27V77H24V78H26L27 80H30V81H27L26 79H23V78H21L22 76L20 75V73H19V71L17 72V73H15V75H16V79H14V77H13V79H14V83H12V81H10L13 85H12V88H11V93L10 92H8V96L6 95V94H4V95H6L7 96V98L9 99L8 101L9 102H11L13 105H14V107H19V110L18 111H21L20 109H24L25 111H26V113H27V116L30 118L33 114H32V112H31V110L30 109H32V108H29V106L26 104L27 102H28V98L26 99V102H25V104H23L24 103V101L22 100V98H24V97H22L21 98V96H23L24 94L26 95L27 94V92L24 90V88L26 87V88H29V90L30 91H33L34 90V86H36V87H38L37 89H41V90H43V92L45 93V96H47L48 97V102H47V106L45 105V104H42V105H45V108L47 107L49 110H50V112L51 113H48V114H52V112H53V114H52V118H50V119H48V115H47V119H48V122L46 123L45 121L47 120H45V121H43V122H45V124H52L53 126L54 125H56V127L59 129V127H61V128H63L62 126H64V125H66L69 121L68 120H71V118L73 117V120H74V117H76V119L78 120V116H82V115H87V113H88V110L89 111H92L91 109H94V111H92V112H96L97 113V111L96 110H99L98 112V114H101L100 116H107V115H109L110 114V112H111V107H112V103H114V101H115V103L113 104L114 105V107L116 106V109H115V112L117 113L116 115L114 114V112H113V114H114V117L116 116V118H118L117 116L119 115V117L121 118L122 116H123V118L124 117H129L130 116V114H131V111H135V110H141V112H143V111H147V112H149V113H157L156 115H158V114H161L160 116H161V119L158 121L157 120V118H158V116H156L154 119H155V121H154V119H152L153 120V122H152V120H149V119H147V121H150V124L148 123V125L149 126H145V125H143V127H142V125H141V123H140V126L141 127H139L138 128V130L137 129H135V130H137V131H135V130H133V131H135V132H133L132 133V131L130 132L129 131V133L131 134H135V136L137 135L136 133H139V134H141V135H145V137L147 136V138L149 137V139H150V136H151V139H154V136H153V138H152V134H151V132L153 131V132H155V134L157 135V138L159 139L160 138V140L162 139V141L161 142H164V139H165V137H166V135L167 134H169V127H177L180 131H182L181 130V125H185L184 123H185V121H190L191 123H194L193 124V127L194 126H197V125H199L200 126V124H202L203 126V128H204V126L205 127H209L210 125L212 126V127H214V129L216 128V126H217V128L219 129V130H217V129H215V131L217 130V132L215 133L216 135H218V138L216 139V137H215V141H214V139H213V142L211 141L212 139H210V140H206L205 142H203L202 141V143L201 142H199L200 144H197V145H200V146H198V147H201L202 149H200L199 148V150H200V154L202 153V151L204 150L205 152H204V154L207 156V155H209L208 157H210V160H209V163L207 162V161H205L203 158H205V155L203 154V158H201V160L200 161H202V160H204L205 161V163L207 164V166L208 167H210V168H213V170H212V172L214 171V168L217 170V169H219L223 174V176L225 177V180H221V178L223 177H218L217 179H218V181H217V183L219 182V179L221 180V181H225V183H224V186H225V188H223V191H224V189H226L227 190V195L229 194L230 195V193H231V195H233L232 194V192H233V190H234V186H235V181H237V180H234V176H233V173H236V172H238L239 170H242V168H245L246 166H245V163L248 161V160H246L245 161V159H243V155L245 156V154H247V153H245V151L247 152L248 151V149H249V152H250V147H248V149L247 148H245V146H244V149H245V151H244V153L245 154H241L242 152H243V150H242V152H241V150H240V152H239V149L237 150V148H238V145H234V143H233V141L234 140H232L231 138H233V137H231L230 138V136H229V131H231V129H236V127L238 126L237 124H238V122L240 123H242V127L244 128V125L246 124V125H249V124H247V123H243L242 121H238L237 123H236V120L238 119V116L241 118L243 115H245L246 114V116H243L242 118H241V120L243 119H248V122H250L249 120H253L254 118H256L257 116H252V114L254 115V113L256 112V111H258V112H256L257 114L259 113V110H260V112L262 113V111H264V105H260V103H259V107H261L260 109H259V107L257 108V106H258V101H259V99H260V97H262V96H258V95H256L257 93H255V94H251L252 92H256V90H258V89H261V88H263V90H264V0H0V35H1ZM157 35H159V36H157ZM157 36V37H156ZM0 38H1V36H0ZM153 38H156L155 39V41H154V39ZM7 38H6V40H8ZM1 40H3V38H1ZM5 40V39H4ZM8 40V41H9ZM160 40H161V42H160ZM7 41V42H8ZM6 42V41H5ZM7 42H6V44H7ZM3 43V42H2ZM12 44V43H11ZM12 44V45H13ZM79 44H81V46L79 45ZM217 44H218V46H217ZM3 45V44H2ZM39 45V46H38ZM79 45V46H78ZM117 45V47L118 46H120L122 49H121V54L119 55L118 54V56L120 57V59L122 58L121 56L122 55H127L128 53H125V51L126 52H133L134 53V51H136V53L135 54H142V55H146L147 53H152L153 55H152V57H153V62H149L150 60H148V59H146V60H148V62L149 63H147L146 64V66H144V67H146V69H147V73L149 74H146V75H144V76H146L145 78H147L148 80L145 82L144 80L143 81H141L142 79L141 78H143L142 76L141 77H139L140 76V74H139V70H137V72H135L134 73V71L130 68V64H131V61L129 60L128 62L127 61H121L120 60V63H121V65L123 64L124 65V63L126 64V66L124 65H122L124 68H125V77L126 78H128V77H130V79H131V76H132V81L134 82V84L136 83V84H139L140 83V81L141 82H145V84L146 83H150V85H151V89H152V91H151V94H147V97H145L146 95H144V96H142V98L140 97V101H139V98H137L134 94H133V97H132V101L133 102H130V101H128L127 103H129V104H125V102L124 101H126V100H122V98L120 99L119 98V100L117 99V98H115L114 100H112V99H110V96L108 97V95H107V90H106V94H101L100 92H102V90L104 91L105 89H106V87H105V89L103 88H101L100 90L101 91H99V87L98 86H96L94 83L93 84H91L92 82V80L90 81V79H88V80H86L87 79V76H86V81L85 82H83V87L81 86V84H80V86H81V88H83L82 89V91L80 92V98H81V101H79L80 103L79 104H76L77 102L75 101V100H73V101H75V102H73V101H68L67 100V102L66 101H64L65 103L64 104H60L59 102H57V100L59 99H57V100H53V99H50V98H52V93L51 92H55L56 93V88H58V91H60L61 89H63V90H65L64 89V86L65 85H67V84H65V82H63L64 80H63V78H61L60 77V73H58V64H59V62L63 59V58H66V57H68L69 58V56H72L71 58L73 59V55H76V57H77V55H80L81 56V58L82 59H85V60H83L86 64H89V65H91L92 64V62H94V60H96L95 58L96 57H98V56H100L101 55V57H102V55L104 54V53H112L113 52V55L115 54V53H118L117 52V50L115 49V51H114V47ZM162 45H167L166 47H164V46H162ZM216 46L217 47H219V52H220V49H221V51L224 49V53H225V51H227V52H230L232 55H233V59L236 61V62H238V63H236L235 64V61L233 60V63L235 64V65H233L232 64V66L231 67H228L227 65V67L224 69V72H223V70H222V72L223 73H220L218 70L216 71V72H218V73H216L215 71H214V69H213V67L212 66H209V62L208 61H214L215 62V60H214V58L215 57H217L216 55H217V53L215 54V48H216ZM3 47V46H2ZM6 47H8V48H10L8 45L6 46ZM0 48H1V46H0ZM11 48H13V47H11ZM160 48H161V50H160ZM170 48L173 50H171L172 51V54H173V52L174 53H176V51L177 52H179L180 54H183V53H185V55H186V59H190L189 61H190V63H189V61H188V63H186L184 60H182V59H180L179 60V62L177 61L178 59H174V58H176V57H174V56H177V55H174L173 56V58L171 59V61H168V60H166L167 58H162V57H160V56H158L159 54H160V52L162 51L163 52V54L164 55H168V52L170 51ZM12 50V49H11ZM211 50V51H210ZM4 51V50H3ZM16 51V50H15ZM30 51V50H29ZM2 52V51H1ZM12 51H10V53H11ZM14 52V51H13ZM120 52V51H119ZM4 53V52H3ZM2 53V54H3ZM5 53H6V51H5ZM159 53V54H158ZM1 54V53H0ZM13 53H11V54H9L8 55V52H7V55L10 57V55H12ZM32 54H31V56H32ZM131 54V53H130ZM157 54V55H156ZM178 54V53H177ZM179 54V55H180ZM227 55H229L230 56V54L229 53H226ZM225 54V55H226ZM5 55V54H4ZM16 55V54H15ZM134 55V54H133ZM148 55V54H147ZM178 55V56H179ZM220 55H222V54H220ZM220 55H218V56H220ZM226 55V56H227ZM2 56V55H1ZM7 56V57H8ZM118 56H116V58L118 57ZM129 56V55H128ZM154 56H156L157 57V59H155L154 58ZM170 56V55H169ZM181 56V55H180ZM183 56V55H182ZM6 57V58H7ZM104 57V56H103ZM107 57V56H106ZM108 57H109V55H108ZM107 57V58H108ZM113 57V56H112ZM123 57H125V56H123ZM137 57H138V55H137ZM225 56H223V58H224ZM3 58H4V56H3ZM11 59H13L14 58V54H13V57H10ZM30 58V59H29ZM81 58H80V60H81ZM116 58H114L115 59V61L116 62H118L117 60H116ZM127 58V57H126ZM126 58H123L122 60H124V59H126ZM144 58H147V57H145L144 56ZM220 58V57H219ZM70 59V58H69ZM103 59V58H102ZM110 59V58H109ZM113 59V58H112ZM127 59H129V57L127 58ZM193 59V61H192V63H191V60ZM222 59V58H221ZM220 59V60H221ZM9 60V59H8ZM32 60V59H31ZM77 60V59H76ZM97 60H98V58H97ZM96 60V61H97ZM105 60V59H104ZM132 60V59H131ZM230 59H228V61H229ZM4 61H6V60H4ZM67 61V60H66ZM71 61H73V60H71ZM82 61V62H83ZM101 61V60H100ZM195 61H199L198 63H199V65L198 66H196V64H194L195 63ZM200 61L202 62L203 61V63H205V64H207L206 62H208V64L207 65H202L203 63H200ZM1 62V61H0ZM9 62V61H8ZM30 62V61H29ZM33 62V61H32ZM34 62V63H35ZM74 62V61H73ZM72 62V63H73ZM107 62H109V60L107 61ZM113 62V61H112ZM124 62V63H123ZM127 62V63H126ZM221 62V61H220ZM75 63H77V62H75ZM80 63V62H79ZM96 63V62H95ZM144 63H146L145 61H144ZM33 64V63H32ZM115 64V63H114ZM128 64V65H127ZM141 64V63H140ZM211 65H212V63H210ZM215 65H216V63H214ZM219 64V63H218ZM217 64V65H218ZM222 64V63H221ZM220 64V65H221ZM3 65V64H2ZM31 65V64H30ZM61 65V64H60ZM63 65H65V61H64V63H63ZM63 65H62V67H63ZM105 65H106V63H105ZM113 65V64H112ZM134 65V64H133ZM138 65H139V63H138ZM137 65V66H138ZM160 65V67L162 66V68L163 69H166V71H167V73L165 74V73H162V74H156L155 72V74L153 73V71L156 69V67L158 68V66ZM225 65V64H224ZM31 66H33V65H31ZM73 66H74V64H73ZM76 66H77V64H76ZM83 66V65H82ZM85 66V65H84ZM109 66V65H108ZM107 66V68H109ZM117 66V65H116ZM135 66H136V63H135ZM142 66V65H141ZM3 68L5 67V66H2ZM1 67V68H2ZM65 67V66H64ZM71 67V66H70ZM80 67H81V65H80ZM114 67H115V65H114ZM120 67V66H119ZM133 67V66H132ZM216 67V66H215ZM221 67V66H220ZM69 68V67H68ZM101 68H103V67H101ZM116 68V67H115ZM121 68V67H120ZM124 68H122V69H124ZM150 68V69H149ZM5 69V68H4ZM3 69V70H4ZM21 69V68H20ZM32 69V68H31ZM36 68L34 67V69H33V71L35 70ZM66 69V68H65ZM94 69V68H93ZM112 69V68H111ZM114 69V68H113ZM112 69V70H113ZM121 69V72L123 71ZM160 69V68H159ZM159 69H158V73H159ZM215 69H219V68H215ZM223 69V68H222ZM77 70V69H76ZM88 70V69H87ZM92 70V69H91ZM97 70H98V68H97ZM102 71H103V69H101ZM116 70V69H115ZM149 70V71H148ZM219 70H221V69H219ZM5 71V70H4ZM22 71V70H21ZM33 71H31V75H33L34 74V72ZM84 71V70H83ZM95 71V70H94ZM100 71V70H99ZM101 71V72H102ZM108 71V70H107ZM117 71H120V70H117ZM0 72H3V71H1L0 70ZM6 72V71H5ZM25 72V71H24ZM66 72V71H65ZM161 72V71H160ZM10 73V72H9ZM23 73V72H22ZM37 73V72H36ZM98 73V72H97ZM100 73V72H99ZM98 73V74H99ZM105 73V72H104ZM109 73H110V71H109ZM116 73H118V72H116ZM141 73V72H140ZM142 73H145V72H142ZM6 74V73H5ZM5 74H2V75H5ZM7 74H8V72H7ZM7 74H6V76H7ZM14 74V73H13ZM12 74V75H13ZM27 74V73H26ZM101 74V73H100ZM110 74H112V72L110 73ZM115 74V73H114ZM120 74H122V73H120ZM132 74V75H131ZM139 74V75H138ZM9 75V74H8ZM69 75V74H68ZM71 75V74H70ZM76 75H77V73H76ZM80 75V74H79ZM107 75V74H106ZM124 75V74H123ZM148 75V76H147ZM38 76V75H37ZM42 76H41V79H42ZM61 76H63V75H61ZM78 76V75H77ZM84 76V75H83ZM95 76V75H94ZM102 76V75H101ZM101 76H100V78H101ZM108 76V75H107ZM110 76V75H109ZM108 76V77H109ZM1 77V76H0ZM96 77H99V76H96ZM112 77H113V75H112ZM120 77H123V76H119V80H120ZM12 78V77H11ZM40 78V77H39ZM74 78H76V76L74 77ZM73 78V79H74ZM81 78H83V77H81ZM100 78H99V80H100ZM1 79V78H0ZM3 79V78H2ZM2 79L0 80L1 82H4L5 81V79H4V81H2ZM71 79H72V77H71ZM80 79V78H79ZM98 79V78H97ZM108 79H111V80H113V78H108ZM114 79H115V77H114ZM121 79H123V78H121ZM129 79V78H128ZM7 80H10V77L7 79ZM24 80H26L25 82H26V85H24L23 83V81ZM70 80V79H69ZM78 80V79H77ZM105 80H107L106 78H105ZM117 78H116V80L115 81H117L116 83L117 84H119V81ZM37 81H39L40 83H38ZM68 81V80H67ZM103 81V80H102ZM128 80H126V82H127ZM131 81V83H133ZM8 82V81H7ZM124 82V81H123ZM122 82V83H123ZM9 83V82H8ZM68 83V82H67ZM99 83H100V81H99ZM102 83V82H101ZM113 83H114V81H113ZM120 83H121V81H120ZM121 83V84H122ZM128 83V82H127ZM131 83H128L129 85H131ZM77 84V83H76ZM102 84H104V83H102ZM25 86V87H22V86ZM78 85V84H77ZM99 85V84H98ZM108 85V84H107ZM112 85V84H111ZM127 85V84H126ZM140 85V84H139ZM147 85V84H146ZM1 86V85H0ZM3 86V85H2ZM1 86V87H2ZM7 86V85H6ZM101 87H102V85H100ZM119 86V85H118ZM137 86V85H136ZM135 86V87H136ZM9 87V86H8ZM30 87L33 89V90H31L30 89ZM69 86H67V88L66 89H69L70 90V88H68ZM71 87V86H70ZM75 87V86H74ZM78 87V86H77ZM111 87V86H110ZM115 87H116V85H115ZM120 87V86H119ZM127 87V86H126ZM132 87H133V85H132ZM141 87V86H140ZM144 87V86H143ZM143 87H141V89L143 88ZM244 87H248V89H250V95H246V94H248V93H246L247 92V90H246V92L245 91H243L242 89L244 88ZM6 88V87H5ZM9 88V89H10ZM25 88V89H26ZM61 88V89H60ZM80 88V87H79ZM137 88H139V87H137ZM145 88V87H144ZM147 88V87H146ZM145 88V89H146ZM0 89H2V88H0ZM73 89H75V88H73ZM109 89V88H108ZM111 89H112V87H111ZM136 89V88H135ZM140 89V90H141ZM242 90L243 92H245L246 94V96H243L242 98L240 97V99L238 100V101H229L228 100V97L232 94V93H234V91L235 90ZM5 90V89H4ZM6 90H7V88H6ZM5 90V91H6ZM26 92V93H24L23 94V92L24 91ZM26 90H28V89H26ZM36 90V89H35ZM62 90V91H63ZM68 90V91H69ZM121 90V89H120ZM120 90H119V92H120ZM128 90V89H127ZM139 90V91H140ZM150 90V89H149ZM245 90V89H244ZM61 91V92H62ZM109 91H111L110 89H109ZM112 91H114L113 89H112ZM118 91V90H117ZM135 91V90H134ZM134 91H133V93H134ZM260 91V90H259ZM262 91V90H261ZM3 92V91H2ZM29 92V91H28ZM36 93H37V91H35ZM66 92V91H65ZM64 92V93H65ZM90 92H97L99 95H100V98H97L96 96H90V97H88V95H89V93ZM115 92H116V90H115ZM122 92V91H121ZM129 91H127V93H128ZM136 92V91H135ZM1 93V92H0ZM10 93V94H9ZM40 93V92H39ZM49 93H51V95L49 94ZM58 93V92H57ZM63 93V92H62ZM67 93V92H66ZM73 93V92H72ZM76 93H77V91H76ZM103 93V92H102ZM123 93V92H122ZM126 93V94H127ZM262 92H260V94H261ZM23 94V95H22ZM29 94V96H30V93H28ZM27 94V95H28ZM60 94V93H59ZM69 94H70V92H69ZM69 94H67L68 96H69ZM75 94V93H74ZM97 94V95H98ZM109 94H110V92H109ZM111 94H113V93H111ZM110 94V95H111ZM115 94V93H114ZM118 94H120V93H118ZM118 94H117V96H118ZM131 94H132V92H131ZM136 94V93H135ZM234 94H236V93H234ZM240 94V93H239ZM34 95H36V94H33L32 96H34ZM56 95V94H55ZM61 95V94H60ZM121 95V94H120ZM119 95V96H120ZM130 95V94H129ZM128 95V96H129ZM138 95V94H137ZM237 95H238V93H237ZM237 95H235L234 97H236ZM262 95H263V93H262ZM0 96H2V94L0 95ZM38 96V98H39V100L38 101H40V97H39V95H37ZM40 96H41V93H40ZM43 96V95H42ZM49 96H50V98H49ZM63 96H66V94L64 95L63 94ZM67 96V97H68ZM76 96V95H75ZM74 95H73V98L75 97ZM112 96V95H111ZM113 96H115V95H113ZM116 96V97H117ZM118 96V97H119ZM139 96H140V94H139ZM240 96H242V94H240ZM264 96V95H263ZM27 97V96H26ZM57 97V96H56ZM60 97V96H59ZM62 97V96H61ZM71 97V96H70ZM70 97H68V98H70ZM127 97V96H126ZM218 97H220V98H224V103L222 104V105H217L216 104V102H215V99L216 98H218ZM238 97V96H237ZM5 98V97H4ZM4 98L2 99V101L4 100ZM37 98V97H36ZM46 98V97H45ZM54 98V97H53ZM124 98V97H123ZM129 98V97H128ZM128 98H126V99H128ZM131 98V97H130ZM220 98H218V99H220ZM264 98V97H263ZM1 99V98H0ZM33 99H35V98H33L32 97V100ZM42 99V98H41ZM65 99H67L66 97H65ZM71 99V98H70ZM233 99H236V98H232V100ZM262 99V98H261ZM36 100V99H35ZM35 100L33 101V104H35ZM44 100H46V99H44ZM43 100V102L44 103H46L45 101ZM60 100V99H59ZM63 100V99H62ZM62 100H61V102H62ZM76 100H78V99H76ZM80 100V99H79ZM192 100H199L200 102H202V103H200V102H198V103H200V104H202V105H198V106H195V104L192 106L190 103V101ZM222 99H220L219 101H221ZM37 101V100H36ZM186 101H188V102H190V103H185ZM223 101V100H222ZM262 101V103H263V100H261ZM4 102V101H3ZM6 102V101H5ZM29 102L30 103H32L31 101H30V99H29ZM176 102H178L177 104H176ZM260 102V101H259ZM8 103V102H7ZM7 103H5V105L4 106H6L7 105ZM63 103V102H62ZM132 103V104H131ZM2 104V103H1ZM10 103H8V105H9ZM29 104V103H28ZM32 104V105H33ZM38 104V103H37ZM40 104V103H39ZM116 104H118V107H117V105ZM190 104V105H189ZM31 105V106H32ZM145 105H148L147 107L145 106ZM156 105V106H155ZM2 106V105H1ZM4 106H3V108H4ZM35 106V105H34ZM38 106V105H37ZM41 106V105H40ZM134 106H138V107H136V108H133ZM202 106V107H201ZM9 107H11L12 108V106H9ZM21 107V108H20ZM33 107V106H32ZM130 107H132L131 108V110H129L130 109ZM178 107V108H177ZM2 108V109H3ZM46 108V109H47ZM243 109V111L245 112V114H242L241 115V113H243V111L241 112V110L240 109ZM5 109V108H4ZM8 109V108H7ZM16 109V108H15ZM45 109V110H46ZM111 109V110H110ZM127 109V110H126ZM184 109V112L183 113H180V112H182V110ZM259 109V110H258ZM44 110V109H43ZM110 110V111H109ZM120 110V111H119ZM9 111H12V110H8V112ZM15 111H17V110H15ZM24 111V112H25ZM34 111V110H33ZM48 111V110H47ZM238 111H240V112H238ZM45 112V111H44ZM132 112V113H133ZM137 112H139V111H137ZM140 112V113H141ZM5 113V112H4ZM18 112H16V114H17ZM21 113V112H20ZM20 113H18V114H20ZM22 113H23V111H22ZM33 113H35V112H33ZM45 113H47V112H45ZM90 113V112H89ZM88 113V114H89ZM261 113H259L258 114V116L260 115V117H259V120H258V123L259 122H261V124H262V122H263V120H264V118H262L261 117ZM9 113H7V114H5V115H8ZM12 114H14V113H12ZM25 114V113H24ZM40 114V113H39ZM39 114H37V115H39ZM43 114V113H42ZM41 114V115H42ZM92 114V113H91ZM240 114V115H239ZM21 116H22V114H20ZM19 115V116H20ZM40 115V116H41ZM46 115H44L45 116V118H46ZM111 115H112V113H111ZM140 115V114H139ZM146 115V114H145ZM144 115V117H145V120H146V116ZM147 115H148V113H147ZM176 115L178 116V117H176ZM9 116V115H8ZM16 116V115H15ZM15 116H13V115H11V118H10V120H8L10 123L9 124H12V128L13 127H20L21 125V123L18 121V118H16ZM18 116V117H19ZM26 116V115H25ZM24 115H23V117H25ZM43 116V117H44ZM89 116H90V114H89ZM96 116V115H95ZM99 116V115H98ZM99 116V117H100ZM110 116V115H109ZM133 116H134V114H133ZM136 116V115H135ZM262 116H264V115H262ZM22 117V118H23ZM34 117V116H33ZM84 117V116H83ZM86 117V116H85ZM91 117V116H90ZM89 117V118H90ZM92 117H94V114H93V116ZM99 117H97L96 116V118H99ZM112 117H113V115H112ZM113 117V118H114ZM152 117H154V115H152ZM151 116H150V118H152ZM249 117H250V119H249ZM252 117H254L253 119H252ZM5 118H6V116H5ZM41 118V117H40ZM88 118V119H89ZM103 119H105L104 117H102ZM112 118V119H113ZM119 118V119H120ZM122 118V119H123ZM134 118V117H133ZM140 118V117H139ZM239 118V119H240ZM258 118V117H257ZM7 119V118H6ZM20 119H21V117H20ZM19 119V120H20ZM28 118H26V120H27ZM84 119V118H83ZM87 119V118H86ZM93 119V118H92ZM111 119V120H112ZM128 119H130V118H127V119H125V121H127ZM137 119V118H136ZM135 119V120H136ZM238 119V120H239ZM261 119H263L262 121H261ZM73 120H72V122H73ZM93 120H95V119H93ZM114 120V119H113ZM121 120V119H120ZM157 120V121H156ZM256 120V119H255ZM255 120H253V125L250 127L251 128V130H253L254 129V125H256V123H257V121H256V123H254L255 122ZM29 121H32V119L31 120H29ZM42 121V120H41ZM244 121H246L247 122V120H244ZM35 122V121H34ZM38 122H39V120H38ZM78 122V121H77ZM76 122V123H77ZM96 122V121H95ZM99 122V121H98ZM134 122V121H133ZM7 123V125H9L8 124V122H6ZM24 123V122H23ZM26 123V122H25ZM24 123V125L23 126H25V125H27V124H25ZM29 123V122H28ZM36 123V122H35ZM35 123H34V125H35ZM40 123V122H39ZM84 123H85V120H84ZM129 123V122H128ZM37 124V123H36ZM44 124V123H43ZM44 124V125H45ZM71 124V123H70ZM91 124H92V122H91ZM143 124V123H142ZM145 124V123H144ZM187 124H189V127L191 126L192 127V124H190V123H187ZM187 124H186V126H187ZM196 124V125H195ZM260 124V123H259ZM259 124H257V125H259ZM260 124V125H261ZM264 124V123H263ZM1 125V124H0ZM6 125V126H7ZM29 125V124H28ZM27 125V126H28ZM40 125H42V124H40ZM237 125V126H236ZM259 125V129L261 128V126ZM10 126V125H9ZM26 126V128H28ZM71 126V125H70ZM78 126V125H77ZM115 126H116V124H115ZM119 126V125H118ZM145 126V127H144ZM180 126V127H179ZM3 127H4V125H3ZM11 127V126H10ZM10 127H8V128H10ZM32 128H34L33 127V124H32V126H31ZM36 127V126H35ZM52 127V126H51ZM50 127V128H51ZM65 127V126H64ZM66 127H69V124H68V126L66 125ZM65 127V128H66ZM72 127H73V125H72ZM121 127V126H120ZM122 127H124V126H122ZM121 127V128H122ZM138 127V126H137ZM168 127V128H167ZM183 128L182 129H184L185 128V126H182ZM188 127V128H189ZM198 127V126H197ZM196 127V128H197ZM212 127H209V128H212ZM239 127H240V125H239ZM238 127V128H239ZM256 127V126H255ZM8 128L7 129H5V130H8ZM32 128H28V129H22V128H19V132H22V133H26V134H28L29 135V137H30V135H31V137H33V135H35L37 132H39V130L40 129H32ZM38 128H39V126H38ZM60 128V129H61ZM65 128H64V130H65ZM119 129V127L118 128H116V129H114V131L115 132H112V133H115V134H113V138H114V135L116 136L115 138H116V140H118V139H120V141H122L124 138H125V132L127 131H125V129L124 130H122V129ZM200 128V127H199ZM263 128V127H262ZM14 129V128H13ZM16 129H18V128H16ZM42 129V128H41ZM48 129H49V126L47 127H45V130L43 131V132H47L48 134H51L52 133V129H51V132L50 131H48ZM54 130H56V128L54 127L53 128ZM60 129H59V132H60ZM68 129V128H67ZM73 129V128H72ZM74 129H77V128H75L74 127ZM171 129V128H170ZM207 129V128H206ZM213 128H212V130H214ZM244 129H248L246 132H249V135H251L250 133L252 132L251 130L249 131V128H244ZM255 129H257V128H255ZM254 129V131H256ZM258 129V130H259ZM2 130H4L3 128H2ZM5 130H4V132H5ZM10 132H12V129L10 128ZM166 130H167V132H166ZM173 130H175V129H173ZM203 130H205V129H203ZM241 130L242 129H240V130H233V132L235 133V131L237 132V134L235 135V136H239V140H240V138H242L241 137V135L243 134V133H245V131L244 132H241ZM257 130V131H258ZM262 130V129H261ZM263 130H264V128H263ZM262 130V131H263ZM9 131V130H8ZM7 131V132H8ZM18 131H16V130H14L13 132H14V134H15V132L17 133ZM56 131H58V130H56ZM103 131V130H102ZM172 131V129L170 130V132ZM214 131V132H215ZM239 131L242 133L241 135L240 134H238L239 133ZM243 131V130H242ZM254 131L252 132L253 134H254ZM262 131H260L261 133H262ZM7 132H5V134H9V133H7ZM19 132L17 133V134H19ZM55 132V131H54ZM77 132V131H76ZM82 132V131H81ZM173 132V134H174V131H172ZM175 132H179V131H175ZM213 132V131H212ZM213 132V133H214ZM259 132V135L261 134ZM41 133V132H40ZM65 133V132H64ZM63 133V134H64ZM213 133H212V135H213ZM218 133V134H217ZM232 133V132H231ZM3 133H0V135H2ZM13 134V133H12ZM37 134H39V133H37ZM62 134V133H61ZM60 134V135H61ZM66 134V133H65ZM102 134V133H101ZM127 134H128V132H127ZM138 134V135H139ZM171 134V133H170ZM169 134V135H170ZM172 134V135H173ZM181 134H183V133H181ZM180 134V135H181ZM247 134V133H246ZM246 134H243V136L244 135H246ZM257 134H258V132H257ZM4 135V134H3ZM22 135V134H21ZM20 135V136H21ZM44 135H45V133H44ZM54 135V134H53ZM52 135V136H53ZM60 135H58V136H60ZM70 135V134H69ZM106 135V134H105ZM125 135V136H124ZM129 135V134H128ZM133 135H131V136H133ZM137 135V136H138ZM149 135V136H148ZM168 135V136H169ZM175 136L177 135L178 136V134H174ZM248 135V134H247ZM6 136H8V135H6ZM14 137H15V135H13ZM19 136V138H22V137H20ZM27 137V135H24V137ZM57 136V137H58ZM68 135H66V137H67ZM72 136V135H71ZM70 136V137H71ZM104 136V135H103ZM102 136V137H103ZM112 136V135H111ZM130 136V138H132ZM174 136V137H175ZM177 136H176V140H175V138H173L172 140L171 139H168L169 141L171 140V142L173 141V140H175L174 142H172V143H174V145H175V147H176V144H175V142L176 141H180V140H178L177 139ZM183 136V135H182ZM184 136H186V135H184ZM214 136V135H213ZM256 136V134L254 135V136H250V137H255ZM262 136V135H261ZM4 137V136H3ZM13 137V138H14ZM26 137H25V140H26ZM41 137V136H40ZM44 137V136H43ZM47 137V136H46ZM54 137H56V136H54ZM61 137H63V139L61 140V141H56V143H55V140H54V143L56 144V145H54L52 142H51V144H53L54 145V155H55V157L54 158H56V160H55V162H57V161H59V162H61V155L62 154H64V153H62L61 154V150H64L65 149V147H66V144H65V147H64V149H61L59 146H62V145H60V143L61 142H64L65 140H67L66 138H65V136H61ZM69 137V136H68ZM67 137V138H68ZM124 137V138H123ZM127 137V136H126ZM129 137V136H128ZM128 137H127V139H128ZM140 137V135L137 137V138H139ZM156 137V136H155ZM179 137V136H178ZM248 137V136H247ZM246 137V138H247ZM262 138V137H260V136H256L255 138L257 139V138ZM8 137H6V138H4V139H7ZM12 138V137H11ZM12 138V139H13ZM39 138V137H38ZM45 138V137H44ZM51 138H53V137H51ZM108 138H110V137H108ZM115 138L114 139H112V140H110V141H115ZM135 138V137H134ZM142 138V136L140 137V139ZM147 138H143V139H141V141H144V139H147ZM167 138H169V137H167ZM181 138V137H180ZM183 138V137H182ZM199 138V137H198ZM238 138V137H237ZM258 138V139H259ZM9 139H10V137H9ZM17 139V138H16ZM15 139V140H16ZM61 139V138H60ZM59 139V140H60ZM79 138H77L76 140H78ZM100 139V138H99ZM122 139V140H121ZM151 139H150V141H151ZM206 139V138H205ZM1 140V139H0ZM8 140V139H7ZM22 140V139H21ZM24 140V139H23ZM23 140H22V142H23ZM37 140V139H36ZM51 140V139H50ZM72 140V139H71ZM104 140V139H103ZM125 140V139H124ZM159 140V141H160ZM193 140V139H192ZM200 140H203L202 138L200 139ZM238 140V142H241L242 141V139H241V141H239ZM260 140L261 139H259V144L258 145H260V144H264V142L262 143V141H261V143H260ZM263 140V139H262ZM4 141V140H3ZM2 141V142H3ZM12 141V140H11ZM32 141H34V139L32 140ZM39 141V140H38ZM51 141H53V140H51ZM109 141V140H108ZM146 141V140H145ZM150 141H149V143H150ZM153 141V140H152ZM151 141V142H152ZM169 141H166V142H164L165 143V149L164 150H167L168 151V154H169V156H170V153H171V155H173V150L171 149L172 147H173V144H171ZM185 140H182V142H184ZM198 141H199V139H198ZM208 141V142H207ZM209 141H211V142H209ZM246 141L248 142V140L246 139ZM250 141L252 142V143H254L252 146H254L255 145V143L256 142H258V140H255V139H252V138H250ZM254 141H256V142H254ZM9 142V141H8ZM7 142V143H8ZM15 142V141H14ZM21 142V143H22ZM48 142H50V141H48ZM71 142V141H70ZM70 142H68V143H70ZM116 142V141H115ZM123 142V141H122ZM125 142V141H124ZM123 142V143H124ZM146 142H148V140L146 141ZM197 142V141H196ZM243 142H244V140H243ZM13 143V142H12ZM11 143V144H12ZM17 143H18V141H17ZM20 143V144H21ZM26 143V142H25ZM42 143V142H41ZM106 143H108L107 141H106ZM111 144H112V142H110ZM116 143H118V142H116ZM116 143H114V144H116ZM121 143V142H120ZM178 145V148L179 149H177V147L176 148H173V149H177L176 151H175V154L177 153V151L178 150H180V152H182L181 151V149L183 148H180L179 147V145L180 144H183V143H181V141H180V143L179 142H176ZM198 143V142H197ZM244 143H246V142H244ZM0 144H2V143H0ZM10 144V145H11ZM19 144V145H20ZM33 144V143H32ZM44 144H45V142H44ZM47 144V143H46ZM45 144V145H46ZM50 144V145H51ZM63 144V143H62ZM161 144V143H160ZM186 144H188L187 142H186ZM235 144H236V141H235ZM240 144V143H239ZM247 144H249V142L247 143ZM15 145V144H14ZM22 145V144H21ZM25 144H23L22 146H24ZM31 145V144H30ZM38 145V144H37ZM53 145H51V146H53ZM118 145V144H117ZM183 145H185V144H183ZM241 145V144H240ZM251 145V144H250ZM256 146L257 148L258 147H261V145L260 146ZM16 146V145H15ZM47 146H49V145H47ZM50 146V147H51ZM64 146V145H63ZM108 146V145H107ZM115 146V145H114ZM141 146V145H140ZM151 146V145H150ZM160 146V145H159ZM172 146V147H171ZM180 146H182V145H180ZM191 146V145H190ZM236 146H237V148H236ZM246 146H248V145H246ZM1 147V146H0ZM7 147V146H6ZM17 147H18V145H17ZM75 147V146H74ZM110 147H112V146H110ZM186 147V146H185ZM197 147V148H198ZM239 147H241V146H239ZM16 148V147H15ZM21 148V147H20ZM45 148V147H44ZM252 148H255V147H252ZM262 148H264L263 146H262ZM32 149L33 148H29V151L31 150L32 151ZM46 149H48V148H46ZM140 149V148H139ZM172 150L171 152L169 151V150ZM185 149V148H184ZM193 149V148H192ZM243 149V148H242ZM1 150V149H0ZM12 150V149H11ZM14 150V149H13ZM18 150V149H17ZM25 150L27 151L28 149H26L25 148ZM24 149H22L21 150V152L22 151H24L25 153H26V151H25ZM37 150V149H36ZM40 152H41V150L40 149H38ZM67 150V149H66ZM151 150V149H150ZM163 150V149H162ZM252 150V149H251ZM256 150V149H255ZM258 150V149H257ZM256 150V151H257ZM263 151H264V149H262ZM15 151V150H14ZM30 151V152H31ZM48 151V150H47ZM49 151H50V149H49ZM48 151V153H50ZM141 151V150H140ZM143 151H144V149H143ZM167 151H164V152H166L167 153ZM186 151V150H185ZM198 151V150H197ZM256 151H254L255 153H256ZM258 151H261L260 149L258 150ZM257 151V152H258ZM263 151H261V152H263ZM2 152V151H1ZM9 152V151H8ZM12 152V151H11ZM28 152V151H27ZM42 152H44V151H42ZM126 152V151H125ZM139 152V151H138ZM137 152V153H138ZM248 152V153H249ZM252 152H253V150H252ZM261 152L259 153L258 152V154L260 155L261 154ZM29 153V152H28ZM27 153V154H28ZM31 153H36V151L35 152H31ZM45 153V152H44ZM47 153V154H48ZM70 153H71V151H70ZM75 153V152H74ZM105 153V152H104ZM147 153V154H146ZM165 153V154H166ZM187 153V152H186ZM255 153H253L254 155H255ZM5 154H6V151H5ZM8 154V153H7ZM17 154V153H16ZM43 153H41V155H42ZM50 154H52V153H50ZM53 154H52V157L51 158H53ZM80 154V153H79ZM142 155H140V156H143V155H148L149 156V154H148V152H146L145 151V154L144 153H141ZM168 154H167V156H168ZM197 154V153H196ZM252 154V156L254 157V155ZM257 153H256V156L258 155ZM263 154H264V152H263ZM262 154V155H263ZM14 155V154H13ZM12 155V156H13ZM18 155H20V153L18 154ZM21 155H23V154H21ZM36 155H38V154H36ZM36 155L34 154V156L36 157ZM40 155V154H39ZM43 155H45L46 156V153L45 154H43ZM49 155V154H48ZM68 155V154H67ZM72 155V154H71ZM127 155V154H126ZM125 155V159L127 160V159H129V158H126L127 156ZM151 155V154H150ZM177 155H178V157H177ZM177 155H173V156H176L177 158H178V160L177 161H179V163H181L182 164V166L180 167V168H182L183 169V167H184V172H182V173H184V177H182V178H190V176L192 175L191 173L193 172H191L189 169H190V167H187V166H190V164H192L191 163V160L192 159H194V160H196V161H198L199 159H198V157L195 159V157H196V155L191 159V155L190 156H186V157H188V159H189V161H190V164L188 163V161H184V159L186 160V158H183V156H184V153H183V155H182V153L180 154V155H182V156H179V153L177 154ZM185 155H188V153L187 154H185ZM194 155V154H193ZM1 156V155H0ZM3 156V155H2ZM6 156V155H5ZM24 156V155H23ZM23 156H21L22 158H23ZM29 156H31L30 154H29ZM33 156V155H32ZM51 156V155H50ZM140 156H139V158H140ZM156 156V155H155ZM166 156V155H165ZM264 156V155H263ZM25 157V156H24ZM35 157H32V158H29L28 157V161H30L29 159H31V161H33V158L35 159V163L37 162V163H39L38 161H37V158L39 159V157H37V158H35ZM43 157V156H42ZM41 157V158H42ZM46 157H48V156H46ZM62 157H63V155H62ZM176 157H175V159L174 160H176ZM190 157V158H189ZM200 157H202V156H200ZM249 157H250V155H249ZM261 156H259V158H260ZM5 158V157H4ZM9 158V157H8ZM26 158H27V156H26ZM49 158V157H48ZM64 158V157H63ZM75 158V157H74ZM113 158V157H112ZM141 158H144V159H146L147 160V156L145 157V156H143V157H141ZM167 158H169L170 159V157H167ZM173 158V157H172ZM171 158V159H172ZM245 158V157H244ZM258 158V157H257ZM262 158V157H261ZM10 159V158H9ZM14 159V158H13ZM20 159V157H18V160ZM47 158H45V160H46ZM64 159H66V158H64ZM71 159V158H70ZM72 159H73V157H72ZM136 159L137 158H135L134 157V160L136 161ZM144 159H142L141 161H143ZM149 159V158H148ZM166 159V158H165ZM247 159V158H246ZM253 159V158H252ZM11 160H12V158H11ZM15 160H16V158H15ZM40 160H42V159H40ZM81 160V159H80ZM83 160V159H82ZM173 160V159H172ZM193 160V161H194ZM206 160H208V158L206 159ZM245 162H244V161ZM256 160V159H255ZM254 160V161H255ZM259 161H261L260 159H258ZM8 161H10V160H8ZM7 161V162H8ZM21 161H23V160H21ZM123 161H124V159H123ZM128 161V160H127ZM148 161V160H147ZM167 161V160H166ZM170 161V160H169ZM169 161H167V162H169ZM254 161H252V162H254ZM13 162V161H12ZM42 162V161H41ZM54 162V161H53ZM126 162V161H125ZM132 162V161H131ZM140 162V161H139ZM171 162V161H170ZM203 162V161H202ZM256 162H258L257 160H256ZM256 162L254 163V164H256ZM10 163V162H9ZM7 163V166L8 165H10L9 166V171L7 172V173H3V171L4 170H2V169H0L1 170V172H2V175L0 176V196H1V199H2V197H3V199H2V202H4V201H7L8 202V199H9V202H11L10 201V198L11 197H13V198H15L17 201L18 200H20V202L21 201H24V202H22V203H28V201H29V198L30 197H32V198H30V201L32 202V201H34V199H35V201H37L36 200V198H35V196L38 194L37 192H38V190L40 189V191H39V194H40V192H41V188H43V187H41V185H40V183H38V185H40V187L41 188H39L38 187V185L36 186V187H38V188H36L35 187V185L37 184V183H31L30 181V184H32V185H34V187L32 186V185H30L31 186V188H35V189H33V190H31L30 189V191L31 192H33L34 193V190H37V192L35 191V193H36V195L35 194H33V193H31L28 197H27V195H28V191H29V189H27V187L26 188H24L25 187V185H23V183H22V185L24 186V187H22V185H20V183L18 182V180H22V178H21V176L23 175V178L24 177H30L32 174H34V176L37 174V173H32L33 171H31V169H32V165L34 164L33 162H31L32 163V165H31V167H30V163L29 162H26V159L23 161V162H18V163ZM43 163V162H42ZM42 163H40V165L42 164ZM48 163H51V162H48ZM137 163H138V161H137ZM141 163V165L143 164V163H145V162H140ZM146 163H149V162H146ZM165 163V162H164ZM172 163H176L175 161L174 162H172ZM178 163V162H177ZM204 163V162H203ZM6 164V163H5ZM12 164V165H11ZM181 164H178V166H180ZM187 164H189V165H187ZM195 164H197V167L199 166L198 165V163L196 162V163H193V165H195ZM200 164V163H199ZM248 163H246V165H247ZM258 164V163H257ZM34 165H36V164H34ZM40 165H37L38 167L40 166ZM42 165H44V164H42ZM41 165V168L43 169V166ZM47 165V164H46ZM58 165H59V163H58ZM139 165V164H138ZM165 165L166 166H171V163L170 164H167V163H165ZM173 165V164H172ZM177 165V164H176ZM175 165V166H176ZM201 165H202V163H201ZM249 165V164H248ZM251 165V164H250ZM253 165V164H252ZM36 166V167H37ZM49 166V165H48ZM48 166H46L47 168H48ZM188 168V169H186V167ZM204 166V165H203ZM203 166H201V168H199V169H196L195 167V171H197L198 170V173L199 174H201V169H204L205 167H207L206 165H205V167L203 168ZM258 166V165H257ZM262 166V165H261ZM260 166V167H261ZM84 167V166H83ZM118 167V166H117ZM172 167V166H171ZM192 167V166H191ZM200 167V166H199ZM40 168V167H39ZM46 168V169H47ZM93 168V167H92ZM164 168H165V166H164ZM174 168V167H173ZM176 168H178V170L180 169L179 167H176ZM255 168H257V167H255ZM4 169V168H3ZM6 169L7 168H5V172H6ZM45 169V168H44ZM43 169V170H44ZM158 169V168H157ZM168 169L169 168H167V173H169L168 172ZM171 169V168H170ZM193 169V168H192ZM33 170H34V168H33ZM35 170L36 171H38L36 168H35ZM34 170V171H35ZM42 170V172L44 173L45 171H43ZM75 170V169H74ZM90 170V169H89ZM93 170V169H92ZM165 170V169H164ZM175 170V169H174ZM177 170V171H178ZM188 170V172L190 171L191 173H189V174H191V175H189L188 177H186V173H185V171H187ZM206 170H207V172H206ZM244 170V169H243ZM252 170H254V171H256L255 169H252ZM41 171V170H40ZM39 171V172H40ZM171 171H172V169H171ZM210 171V170H209ZM208 171V169L207 168H205V173H208L209 172ZM220 171H216L217 173V175H218V173L220 172ZM83 172V171H82ZM81 172V173H82ZM175 172V171H174ZM187 172V173H188ZM242 172V171H241ZM251 172V171H250ZM261 172V171H260ZM41 173V172H40ZM43 173H41L40 175H38V177L39 176H41ZM87 173V172H86ZM98 173V172H97ZM176 173V172H175ZM195 173V172H194ZM197 173V172H196ZM214 174H215V171L213 172ZM212 173V174H213ZM177 174V173H176ZM179 174H180V172H179ZM178 174V175H179ZM198 174V175H199ZM209 174V173H208ZM214 174H213V178H214ZM221 174V173H220ZM242 174V173H241ZM245 174V173H244ZM250 174V173H249ZM20 175V178L21 179H18V176ZM25 175V176H24ZM82 175H84V174H82ZM175 175V174H174ZM173 175V179H174V177H177V176H174ZM203 175L204 174H202V175H200L201 177V179H202V177H203ZM210 175H211V172H210ZM235 175V174H234ZM240 175V174H239ZM239 175L237 176L238 177V180L240 179V177H239ZM161 176H162V174H161ZM165 176V175H164ZM168 178H166V181H168V183H170L169 181H170V178H172V177H170V174H169V176L168 175H166ZM218 176H220V175H218ZM233 176V177H232ZM29 177H28V179H29ZM42 177V176H41ZM41 177H40V179H41ZM170 177V178H169ZM198 177V176H197ZM212 177V176H211ZM223 177V178H224ZM244 177V176H243ZM247 177V176H246ZM245 177V178H246ZM252 177V176H251ZM31 178V177H30ZM83 178V177H82ZM100 178V177H99ZM159 178V177H158ZM179 178V177H178ZM180 178H181V176H180ZM188 178V179H189ZM204 178V177H203ZM207 178L208 179H210V177H208V175H207ZM215 178H216V176H215ZM214 178V179H215ZM222 178V179H223ZM236 178V177H235ZM244 178V179H245ZM35 179V178H34ZM38 179V180H37ZM39 178H36L35 180L37 181V182H41V183H43L42 181H43V179H45V178H43V179H41L40 180ZM167 179H169V180H167ZM172 179V180H173ZM184 179V180H185ZM201 179H199V181L201 180ZM25 180V179H24ZM176 180H178V179H176ZM183 179H181L180 181H182ZM183 180V181H184ZM191 180V179H190ZM206 180V179H205ZM205 180L203 179V181L205 182ZM211 180V179H210ZM216 180V179H215ZM242 180V179H241ZM246 180V179H245ZM26 181V180H25ZM155 181H156V179H155ZM158 181V180H157ZM179 180L178 181H176V182H180ZM196 181V180H195ZM207 181V180H206ZM209 181V180H208ZM220 181V182H221ZM247 181V180H246ZM253 181V180H252ZM258 181V180H257ZM135 181H133V183H134ZM175 182V181H174ZM198 182V181H197ZM219 182V183H220ZM222 182V183H223ZM239 182V181H238ZM132 183V182H131ZM161 183V182H160ZM184 183V182H183ZM189 183V182H188ZM188 183L186 184V185H188ZM208 183V182H207ZM209 183H211V182H209ZM208 183V184H209ZM218 183V184H219ZM255 183V182H254ZM26 184V183H25ZM45 183H43L42 185H44ZM125 184V183H124ZM128 184V183H127ZM161 184H163V183H161ZM161 184H159V185H161ZM212 184V183H211ZM216 184V183H215ZM215 184H213V185H215ZM217 184V185H218ZM242 184V183H241ZM244 184V183H243ZM126 185V184H125ZM158 185V186H159ZM170 186L172 185V183L171 184H169ZM180 185H181V183H180ZM183 185V184H182ZM203 185V184H202ZM213 185H210V186H213ZM217 185H215V186H217ZM221 185H223V184H221ZM220 185V186H221ZM249 185V184H248ZM133 186V185H132ZM166 186V185H165ZM169 186V187H170ZM177 186V185H176ZM241 186H243V185H241ZM223 187V186H222ZM239 188H240V186H238ZM244 187V186H243ZM29 188V187H28ZM125 188V187H124ZM209 188H211V187H209ZM213 188H215V187H213ZM220 188V187H219ZM180 189V188H179ZM216 189V188H215ZM241 189H242V187H241ZM264 189V188H263ZM225 190V191H226ZM244 190H245V187H244ZM217 191V190H216ZM221 191V190H220ZM234 191H236V190H234ZM242 192V191H241ZM224 194V192H222L221 191V194ZM33 194V196H34V198H33V196H31ZM42 194H44V193H42ZM42 194H40V195H42ZM212 194H213V192H212ZM256 194V193H255ZM39 195V196H40ZM143 195V194H142ZM228 195V196H229ZM230 195V196H231ZM235 195H236V193H235ZM254 195V194H253ZM257 195V194H256ZM116 196V195H115ZM166 196V195H165ZM199 196V195H198ZM224 197V195H219V199H222L223 197ZM249 196V195H248ZM260 196V195H259ZM258 196V197H259ZM5 197V198H4ZM37 197H38V195H37ZM42 198H44V196H41ZM107 197V196H106ZM168 197V196H167ZM213 197V196H212ZM221 197V198H220ZM232 197V196H231ZM236 197V196H235ZM234 197V198H235ZM41 198V199H42ZM170 198V197H169ZM224 198H226L227 199V197H226V192H225V197ZM223 198V199H224ZM14 199V200H15ZM32 199V200H31ZM38 199V198H37ZM153 199V198H152ZM229 199H230V197L228 198V201H229ZM233 199V198H232ZM231 199V200H232ZM246 199V198H245ZM13 200V199H12ZM13 200V201H14ZM165 200H166V198H165ZM215 200V199H214ZM218 200V199H217ZM247 200V199H246ZM30 201H29V203H30ZM34 201V202H35ZM43 201H44V199H43ZM168 201H170V200H168ZM172 202H173V200H171ZM233 201V200H232ZM234 201H236V199L234 200ZM257 201V200H256ZM8 202V203H9ZM16 202V201H15ZM14 202V203H15ZM42 202V201H41ZM106 202V201H105ZM164 202V201H163ZM217 202V201H216ZM223 202H225V199H224V201ZM245 202V201H244ZM260 202V201H259ZM5 203V202H4ZM3 203V204H4ZM28 203V204H29ZM43 203V202H42ZM122 203V202H121ZM171 202H169V204H170ZM190 203V202H189ZM225 203H227V202H225ZM233 203V202H232ZM3 204H1V205H3ZM16 204V203H15ZM21 204V203H20ZM165 204V203H164ZM183 204H184V202H183ZM218 204V203H217ZM231 204V203H230ZM249 204H250V202H249ZM260 204V203H259ZM13 205V204H12ZM106 205V204H105ZM166 205V204H165ZM167 205H168V202H167ZM171 205V204H170ZM181 205V204H180ZM223 205V204H222ZM241 205V204H240ZM253 206H254V204H252ZM24 206H26V205H24ZM169 206V205H168ZM172 206V205H171ZM171 206H169V208L171 209ZM208 206V205H207ZM206 206V207H207ZM232 206V205H231ZM235 206V205H234ZM242 206V205H241ZM7 207L8 206H6V209H7ZM31 207V206H30ZM211 207V206H210ZM209 207V208H210ZM215 207V206H214ZM223 207V206H222ZM229 207V206H228ZM237 207V206H236ZM239 207V206H238ZM16 208H18V207H16ZM183 208V207H182ZM187 208V207H186ZM195 208V207H194ZM204 208V207H203ZM217 208V207H216ZM219 208V207H218ZM224 208L226 209V210H228L227 209V206L225 205L224 206ZM249 208H250V206H249ZM263 208V207H262ZM5 209V210H6ZM10 209V208H9ZM160 209V208H159ZM205 209V208H204ZM203 209V210H204ZM234 209V208H233ZM245 209V208H244ZM247 209V208H246ZM162 210H164V209H162ZM172 210V209H171ZM170 210V211H171ZM185 210V209H184ZM193 210V209H192ZM217 210V209H216ZM221 210V209H220ZM220 210H217V212H216V214H219L220 213V217H221V213L223 212H221ZM224 210V209H223ZM229 210H231V209H229ZM235 210H238V208L237 209H235ZM234 210V211H235ZM239 210H241V209H239ZM264 210V209H263ZM107 211V210H106ZM167 211H169V210H167ZM197 211H199L198 209H197ZM200 211L201 212H203L202 211V209H200ZM199 211V212H200ZM220 211V212H219ZM243 212L245 211V210H242ZM241 211V212H242ZM250 211V210H249ZM254 211V210H253ZM260 211V210H259ZM262 211V210H261ZM173 212V211H172ZM192 212V211H191ZM200 212V213H201ZM208 212V211H207ZM206 212V213H207ZM219 212V213H218ZM238 213L240 212V211H237ZM242 212V213H243ZM251 212V211H250ZM171 213V212H170ZM177 213H178V211H177ZM212 213V212H211ZM210 213V214H211ZM224 213V212H223ZM233 213V212H232ZM262 213H264V212H262ZM262 213L260 212H258V214H259V216H260V214H261V216H262ZM215 214V213H214ZM228 214V213H227ZM227 214H223V218H224V215H225V218L227 219V218H230L229 216L228 217H226V215ZM255 214V213H254ZM253 214V215H254ZM257 214V215H258ZM170 215V214H169ZM198 215H200V214H198ZM206 214H205V210H204V212H203V214L202 215H200V217L201 216H204V219H202L203 217H201V219L203 220H201L200 219V217L199 216H197V218H199L203 223H204V220L205 221H208L209 220V218H211V220H209V221H212V217L214 216H208L207 218L208 219H206V216H205ZM233 215V214H232ZM237 214H235V216H236ZM257 215H255V216H257ZM101 216V215H100ZM110 216V215H109ZM178 216V215H177ZM186 216V215H185ZM215 216H217V215H215ZM238 216V215H237ZM252 216V215H251ZM259 216H257V218L259 217ZM260 216V217H261ZM161 217V216H160ZM188 217V216H187ZM242 217V216H241ZM244 217H246V216H244ZM263 217V216H262ZM114 218V217H113ZM169 218V217H168ZM171 218H172V214H171ZM170 218V219H171ZM216 218H218V216L216 217ZM232 218V217H231ZM240 218V217H239ZM253 218H255V217H253ZM32 219V218H31ZM30 219V220H31ZM34 219V218H33ZM107 219V218H106ZM196 219V217L194 218V220ZM215 221H216V223L218 224V220H216L215 219V217L213 218ZM219 219V218H218ZM260 219H262V218H259V220ZM108 220V219H107ZM111 220V219H110ZM180 220V219H179ZM191 220V219H190ZM230 220V219H229ZM238 220V219H237ZM251 220V219H250ZM257 220V219H256ZM114 221V220H113ZM147 221V220H146ZM177 221V220H176ZM220 221H222V217L220 218ZM224 221H226V220H224ZM233 221V220H232ZM246 221H247V219H246ZM260 221H262V220H260ZM263 221H264V217H263ZM106 222V221H105ZM171 222H172V220H171ZM175 221H173V223H174ZM213 222V221H212ZM250 222H252V221H250ZM101 223V222H100ZM109 223V222H108ZM117 223V222H116ZM164 223V222H163ZM166 223V222H165ZM177 223V222H176ZM200 223V222H199ZM202 223V224H203ZM209 224H210V222H208ZM207 223V224H208ZM216 223H214V226L215 227H217V225H215ZM221 223V222H220ZM224 223V222H223ZM234 223V222H233ZM237 223H239V222H237ZM236 223V224H237ZM260 223V222H259ZM106 224V223H105ZM115 224V223H114ZM171 225H173L172 223H170ZM196 224V223H195ZM201 224V223H200ZM199 224V225H200ZM201 224V225H202ZM207 224H205V225H207ZM225 224V223H224ZM232 224V223H231ZM263 224H264V222H263ZM262 223L261 224H259V225H263ZM117 225H118V223H117ZM117 225H115L116 227L115 228H117ZM176 225V224H175ZM174 225V226H175ZM204 225V226H205ZM213 225V224H212ZM257 225V224H256ZM114 226V225H113ZM178 226V225H177ZM180 226V225H179ZM197 226V225H196ZM225 226V225H224ZM121 227V226H120ZM128 227H130V226H128ZM170 227V226H169ZM173 227V226H172ZM172 227H171V229H172ZM176 227V226H175ZM188 227V226H187ZM195 227V226H194ZM200 227V226H199ZM198 227V228H199ZM215 227H214V229H215ZM220 227V226H219ZM222 227V226H221ZM227 227V226H226ZM245 227V226H244ZM251 227V226H250ZM263 227V226H262ZM262 227H259V228H262ZM109 228H112V227H109ZM124 228V227H123ZM123 228H122V231H123ZM164 228H166V227H164ZM182 228V227H181ZM181 228H179L180 230H181ZM191 228H193V226L191 227ZM198 228H196L198 231L200 230V231H202V229H198ZM228 228V227H227ZM239 228V227H238ZM255 228V227H254ZM257 228V227H256ZM264 228V227H263ZM262 228V229H263ZM105 229H106V227H105ZM108 229V228H107ZM170 229V228H169ZM185 229V228H184ZM188 229L189 228H187V230H183V232H182V230H181V232H179V233H181V235H182V238H184L183 237V235L185 236V234H186V232L188 231ZM211 229H212V226H211ZM218 229V228H217ZM236 229V228H235ZM80 230V229H79ZM104 230V229H103ZM103 230H101V231H103ZM116 230H118V229H116ZM116 230H115V232H116ZM157 230V229H156ZM160 230V229H159ZM173 231H175V229H172ZM171 230V232H173ZM178 230V229H177ZM179 230V231H180ZM209 230V229H208ZM250 230V229H249ZM97 231V230H96ZM146 231V230H145ZM158 231V230H157ZM186 231V232H185ZM190 231H193V230H189V232H187V233H189L188 235L186 234V239L188 238V237H190L191 235H192V232H190ZM198 231H194V233L196 234V232H197V234H199V232ZM206 231V230H205ZM204 231V232H205ZM210 231V230H209ZM215 231V230H214ZM214 231H210L211 232V234H209V237H208V240L207 241H202V239H204V237H206V234H205V236H204V232H203V235L202 236H204V237H199L198 235H192L193 236V238L195 237V239H193L192 237H190V239L192 238L193 240H196V241H199L200 240V242L202 241V243H201V245L199 244L198 246H197V243H199V242H196V246L198 247V249H200V250H203L202 252L204 253L205 252V254L207 253V251H209V250H207L208 248H214V245L216 246V244H214V243H216V238L218 239V237L220 236V235H218V234H214ZM217 231V230H216ZM244 231V230H243ZM258 231V230H257ZM114 232V231H113ZM112 232V234H113V236H115L114 235V233ZM125 232V231H124ZM170 232V231H169ZM176 232V231H175ZM175 232H173V233H175ZM185 232V234H183ZM207 232V231H206ZM212 232H213V234H214V236L215 237H212L213 236V234H212ZM218 232V231H217ZM247 232V231H246ZM120 233V232H119ZM126 234H128L127 232H125ZM124 233V234H125ZM168 233V232H167ZM193 233V234H194ZM202 232H200V234H201ZM96 234V233H95ZM102 234H104L105 236L104 237H106V238H103V239H100V238H96V239H94V241H93V237H91V236H87V237H91V238H88V239H92V240H88V239H86L87 237H85V241H86V243H87V245H86V243L83 241V243H85V244H83V246H81V244H80V246L82 247H79L80 249L78 250V253H76V254H70L69 256H65V258H64V255H65V252H64V255L62 254L59 258H56L57 256H58V254H56V256L55 257H52V255L51 256H49V264H67V263H69V262H73V260L74 259H76L75 257H80V261L83 263V264H125V257L127 256V255H125V252H126V250L125 249H127V247H125V249H124V245L127 243L126 241H125V239H124V237H123V239H122V237H121V239L122 240H119L118 238L116 239H114V237L113 236H111V233L109 232V234H108V232L107 231H105L104 230V233H102ZM108 234V235H107ZM116 234V233H115ZM140 234V233H139ZM158 234H159V232H158ZM191 234V235H190ZM199 234V235H200ZM233 234V233H232ZM243 234V233H242ZM246 234V233H245ZM88 235H90V234H88ZM119 235V234H118ZM129 235V234H128ZM168 235H170V234H168ZM173 235V234H172ZM171 235V237H173ZM181 235H179V234H177V236H179V237H181ZM190 235V236H189ZM212 235V236H211ZM216 235H218V237H216ZM223 235H225V233L223 234ZM93 236V235H92ZM98 236V235H97ZM121 236V235H120ZM127 236V235H126ZM175 236H176V234H175ZM175 237V238H177V239H179V237ZM188 236V237H187ZM196 236H198V238L196 237ZM239 236V235H238ZM245 236V235H244ZM251 236V235H250ZM262 233H261V239H262ZM83 237H84V235H83ZM116 237H119V236H117L116 235ZM157 237H159V236H157ZM206 237V238H207ZM221 238H222V242H221V239L219 240L220 242H221V245H224V242H223V236H220ZM226 237H227V235H226ZM231 237V236H230ZM248 237V236H247ZM82 238V237H81ZM94 238H95V236H94ZM113 238V239H112ZM128 238V237H127ZM182 238H181V240L179 239V241H181V242H183L184 240H182ZM199 238H202V239H199ZM229 238V237H228ZM232 238V237H231ZM238 238V237H237ZM264 238V237H263ZM84 239V238H83ZM164 239V238H163ZM168 239V238H167ZM192 239H191V241H192ZM214 239H215V241H214ZM227 239V238H226ZM247 239V238H246ZM253 239V238H252ZM154 240V239H153ZM169 240V239H168ZM170 240H173V238L172 239H170ZM175 240V239H174ZM189 240V239H188ZM187 240V241H188ZM204 240H206V239H204ZM230 240V239H229ZM235 239H233V241H234ZM237 240V239H236ZM254 240H255V238H254ZM30 241V240H29ZM31 241H33V240H31ZM107 241V242H106ZM124 241V242H123ZM186 241V240H185ZM214 241V242H213ZM225 241V240H224ZM106 242V243H105ZM126 242V243H125ZM155 242V241H154ZM172 242H174V241H172ZM181 242H179V243H181ZM193 242V241H192ZM195 242V241H194ZM193 242V243H194ZM227 242V241H226ZM250 242V241H249ZM257 242V241H256ZM255 242V243H256ZM108 243V244H107ZM166 243V242H165ZM175 243V242H174ZM179 243H176V244H179ZM187 242H184V243H182V245L183 244H186ZM191 243V242H190ZM189 241H188V244H187V246H189ZM236 243V242H235ZM237 243H239V241H237ZM240 243H242V242H240ZM239 243V244H240ZM262 243H264V242H262ZM30 244V243H29ZM77 244V243H76ZM103 244H105V246L103 245ZM106 244H107V246H106ZM217 244H218V240H217ZM220 244V243H219ZM218 244V245H219ZM227 244V243H226ZM86 245V247H84ZM104 247H103V246ZM127 246L129 245L128 243L126 244ZM125 245V246H126ZM180 245V244H179ZM194 245V244H193ZM193 245H192V247L191 248H195L196 250H198L197 248H196V246L195 247H193ZM218 245H217V248H219L218 247ZM238 245V244H237ZM241 245V244H240ZM239 245V246H240ZM259 245V244H258ZM79 246V245H78ZM155 246V245H154ZM169 246V245H168ZM173 246V245H172ZM220 246V245H219ZM242 246V245H241ZM244 246V245H243ZM262 246V245H261ZM183 247V246H182ZM224 247V246H223ZM233 247V246H232ZM247 247H249V246H247ZM246 247V248H247ZM264 247V246H263ZM172 248V247H171ZM216 248V249H217ZM231 248V247H230ZM240 248V247H239ZM238 248V249H239ZM185 249V248H184ZM195 249H193L194 250V252H195ZM207 251H206V250ZM215 249V248H214ZM225 249H227L228 250V248L226 247V248H224V251H226V253H227V250H225ZM243 248L241 247V250H242ZM248 249V248H247ZM262 249V248H261ZM68 250V249H67ZM75 249H73V251H74ZM123 250H125V251H123ZM174 250V249H173ZM179 250V249H178ZM178 250H175V251H177V253H180ZM189 250V249H188ZM217 250H219V249H217ZM217 250H215V252H217ZM240 250V251H241ZM249 250V249H248ZM72 251V249H71V251H69L68 253H66V254H69V253H74ZM190 251V250H189ZM188 251V252H189ZM213 251V250H212ZM211 250H210V252H212ZM231 251V250H230ZM243 251H244V249H243ZM264 251V250H263ZM262 251V252H263ZM77 252V251H76ZM183 252V251H182ZM185 252H186V250H185ZM192 252V251H191ZM199 252V251H198ZM202 252H200V253H202ZM209 252V254H212V253H215L214 251L212 252V253H210ZM233 252V251H232ZM248 252V251H247ZM17 253V252H16ZM200 253H196L195 255L196 256H194V258H197V256H198V254L199 255H201L200 257H201V259L200 258H198V261H200V262H197V259L195 260V263H197V264H231V263H229L228 262V260L226 259V258H224V257H226L225 255L223 256V259H218L219 257L220 258H222L221 256H218V258H214V256L212 257L211 255H205V254H200ZM237 253V252H236ZM264 253V252H263ZM171 254H172V252H171ZM185 254V253H184ZM208 254V253H207ZM217 254V253H216ZM220 254V253H219ZM221 254L223 255L224 253H222V251H221ZM228 254V253H227ZM239 254V253H238ZM15 255V254H14ZM75 255V256H74ZM194 255V254H193ZM218 255V254H217ZM242 255V254H241ZM44 256V255H43ZM47 256V255H46ZM172 256H174V255H172ZM181 256V255H180ZM235 256V255H234ZM234 256H232V257H234ZM258 256V255H257ZM41 257V256H40ZM177 257V256H176ZM193 257V256H192ZM215 257H217L216 255H215ZM245 257V256H244ZM247 257V256H246ZM249 257V256H248ZM262 257V256H261ZM1 256H0V264H5L6 262H3V260H5V259H3V260H1ZM42 259H43V257H41ZM56 258V259H55ZM67 258V259H66ZM129 258V257H128ZM182 258V257H181ZM227 258L229 259V257L227 256ZM235 258H236V256H235ZM15 259V258H14ZM253 259V258H252ZM37 260V259H36ZM44 260H47V259H44ZM67 260V261H66ZM175 260V259H174ZM192 260V259H191ZM232 260V259H231ZM244 260V259H243ZM242 260V261H243ZM251 260V259H250ZM41 261V260H40ZM75 261H77V260H75ZM127 261V260H126ZM146 261V260H145ZM145 261H144V263H145ZM181 261H183V259L181 260ZM264 261V260H263ZM47 262V261H46ZM128 262V261H127ZM130 262V261H129ZM140 262H142V260L140 261ZM172 262H174V261H172ZM232 262V261H231ZM238 262V261H237ZM257 262V261H256ZM258 262H259V260H258ZM28 263V262H27ZM44 263V262H43ZM42 263V264H43ZM79 263V262H78ZM131 263V262H130ZM147 263V262H146ZM169 263V262H168ZM177 263V262H176ZM180 263V262H179ZM242 263V262H241ZM245 263V262H244ZM255 263V262H254ZM9 264V263H8ZM12 264H13V262H12ZM35 264V263H34ZM73 264V263H72ZM76 264V263H75ZM155 264H158V263H155ZM159 264H161V263H159ZM171 264V263H170ZM181 264H185V263H181ZM186 264H189V262L188 263H186ZM194 264V263H193ZM249 264V263H248Z\"/></svg>","mask_w":264,"mask_h":264}]
</instances>
